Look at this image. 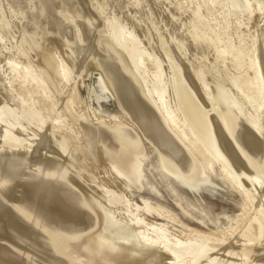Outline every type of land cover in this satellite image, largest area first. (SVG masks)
Wrapping results in <instances>:
<instances>
[{
    "label": "bare ground",
    "instance_id": "6f19581e",
    "mask_svg": "<svg viewBox=\"0 0 264 264\" xmlns=\"http://www.w3.org/2000/svg\"><path fill=\"white\" fill-rule=\"evenodd\" d=\"M6 1L9 4V2L12 1V0H6ZM23 1L24 0H22V2ZM61 1L62 0H45L44 9H43V6L41 4L43 10L42 9H41V11L39 10L42 13L37 12V13H40L41 16L37 14V16H32V18H31V16L28 15V12H26L27 15L30 16L31 20L33 19L31 27H34V28L32 29L30 27L33 33L36 32L35 30H37V32H39L38 30H41V31L43 30L44 31L43 27L46 24L51 23L49 20H47V22L49 21L48 23L44 20V18L45 19H47V18L43 17V14H44L43 11L46 12V10L47 11L48 10H50V11L51 10H53V11L56 10L57 9L56 7H58V5H60V3H62ZM66 1H68L67 4L69 5V7L68 6L67 7L69 8V12L65 10L68 13L67 14L64 13V14H66L65 16L61 15L62 18L60 17L59 21H57L59 26L61 24V27H62V24H67L68 23L67 21L71 20V18H72V17L70 18L69 16H70V14L72 12V6L74 4V2H73L74 0L73 1L72 0H66ZM82 1H84V0H82ZM85 1H87V0H85ZM105 1H104V3H105ZM171 1L173 2L175 0H130L129 4H131V2H132L131 8L133 10L131 12L134 11L135 13H138L140 11V9L142 7H144V6L151 7L153 5L155 6L157 3L160 4V2L163 4V2L170 3ZM176 1H179V3L176 2ZM176 1H175L176 3L173 2L174 4L173 3L172 4L176 5V7H175L176 11L175 12L177 13V17H178V15H179V17L180 16L186 17L187 16L186 13H189L188 11L191 8L190 6L192 5V4L190 5V1L191 0H176ZM227 1H228V5H227L228 8H227V10H224V11H228V15H231V14H232V16H234V15L235 16L236 15H244V14L245 15H250L252 13V10H253V7H254V3L249 2V0H227ZM227 1H225V3H227ZM4 2H5V0H4ZM36 2H42V0H25L24 3L22 4V6L19 5L20 7H17L18 6L17 5L16 6L17 9L14 8V11L13 10L9 11V13H11L10 16L7 15L9 13L5 14V16L6 15L9 16V17H6V18H8V21L5 18V16L3 15L4 20L0 19V32H3L4 30H9L13 26H16L18 23H20V22L23 23L24 20L28 21L30 18L27 20V17H25L27 15L24 14V12H25V10L27 8H29L28 10H30V8L33 7L34 3H36ZM102 2H103V0H102ZM118 2L119 3H124V2H127V1L126 0H119ZM118 2L116 4V6H119V8H120V5L118 4ZM201 2H203V1H201ZM221 2H223V1H221ZM216 3H218V2H216ZM3 4L0 3V14L1 13H3V14L5 13L6 6L8 5V4H6V5L5 4L3 5ZM89 4H90V1H89ZM212 4H215L214 1H212V3H210V5H212ZM61 5H63V4H61ZM173 5H172V8H174ZM218 5H219V3H218ZM4 6H5V9H3ZM41 6H40V8H41ZM96 6H97V4H96ZM129 6L130 5H128V7ZM197 6H198V4H197ZM255 6H257V5L255 4ZM65 7H66V4H65ZM12 8H10V9H12ZM88 8H90V7H88ZM98 8H100V7L98 6ZM102 8L104 9V7H102ZM210 8L211 7H209L208 10H211ZM213 8H215V7H213ZM38 9H39V7H38ZM97 9H96V12H97ZM152 9H154V8H152ZM121 10H120V12H121ZM199 10H201V9H197V11L196 10L194 11L196 15H194V16L192 15V17H194L193 22H192V24L190 26L188 25L189 27L188 26L186 27L187 29H185L186 31H185L184 35L189 37L190 42L193 44V48H197V46L195 47V45L199 44V46L202 47L203 50L212 51L211 54L214 53L213 55H214L215 58H212V59L216 63L212 61V65H213V63H215L216 65H220L221 64L220 66L225 64L224 65V66H226L225 68H224V66L221 67L223 72L224 73H228V72H230L229 70L232 71V69L236 70V72L240 71L239 75H238V73H236L234 71L238 75V77L235 74V76L233 75L234 77L230 76V78L233 77L232 78L233 80L232 79L229 80V78L227 76L230 73L227 75V74H224L222 71H221L222 75H219V74L215 75L221 70L220 69L217 72V67H216V72L217 73H215V74L211 73V71H213L215 68L213 69V68L210 67L211 69H213L210 72H209L210 69L209 70L205 69L206 74L204 73L202 68H199V70L200 69H202V70H200L201 72L198 71V73L200 72L201 74H203V78H204L205 75L206 76L207 75L208 76L209 75H213V76L216 77V78L213 77L214 79H216V81L214 83V87H213L214 91H213V93L210 90V92L213 94V95H211L210 92H208V91L206 92L205 91V90H208V89L204 90V88H206V86H207L205 84V82H202L199 78H197V73H196L197 72V70H196L197 69L196 68L197 67L196 66L197 63L196 64L194 63L195 67L190 65V66L193 67L191 69V72L189 71L191 73V74H189V76L192 77V79L190 78L192 80L190 82H192V83L190 85H188L186 83L187 81L185 80V78L182 77L183 74L180 73L181 71L180 70H179L180 72L176 71L179 68H176L177 66L175 67L173 64H171V63H173V62H171V63L169 62L171 60H167V59H171L172 56L171 57L169 56L170 58H167V59L165 57H163L164 59L167 60V62H166V60H163V61H165V64H167L169 62L167 64L168 67L166 66L165 69L167 71L170 70V74L171 75H169V71L167 73L168 74L167 76L164 75L166 73L163 74L162 71L167 72L163 68V67H165V64L163 63L164 64V66H163L162 62L160 63V61H162V59L159 60V57H158L159 61H157L155 59H154L155 61H153V62H156V65H155V63H153L154 67H155V70H154V73L151 74V76L153 75L152 78L146 77V75L144 74L145 65H147L146 63L148 61L152 62V60H151V58H153L151 56L152 54L147 55V57H146L145 54H143L144 51H141V49H139L138 45H136L137 43H135L136 40H135L134 36L132 35L133 38L130 36L129 33L131 31L130 32L128 31L129 33L127 32L129 35L127 33H124L123 25H122L121 26L122 28L121 27H119V28L117 27L120 32L119 31L116 32L117 28L115 26H117V23L115 22L116 23V24L114 23L115 25L112 23L115 20H110V21L108 20L107 22H111L112 24L109 23V25H108L105 22V24L108 25V27H106V25H105L104 29H105V27H106V29L104 30L102 28V30H104V31H102V33L100 34L101 31L99 30V32H97V34L99 33L98 36L102 35V36H100L101 39H99V40H101V42L99 41V43H103L102 41H105L104 44L107 42L109 47H110V49L108 50L107 49L108 46L105 45V47L107 49L105 52L106 53L108 51H110V52H108L107 54H104L102 52V50H101V52L98 50L101 53V54H99L98 58H95V59L93 58L94 60H92V58L88 57L89 59L86 60V62L84 61L85 62L84 77H88V76H90L91 74H93L95 72L99 73L97 75V79L95 81L94 88H87L86 89V96H87V98L89 100H91L93 103H95L97 105H99V103L101 101L103 102V100H106V99L111 100L112 97L115 96V93H113L114 92L113 91V87L116 88L117 84H119L118 83L119 81L118 82L115 81V82H117V84L114 83V79L116 78V75L119 76L121 74L123 75V79H125V81L127 80V82H128V85H127V83L122 79V76H121V79L119 78L120 80L125 82L124 83L125 87H126V85L128 86V87H126L127 88V91H126L127 93H128V89H133L132 87L135 88L136 85L138 86V87L136 86L137 87L136 89H139V90L136 91V92H137V94H139L138 95L139 98L135 94L137 96L136 97V101H137L138 105L136 106V104H135L134 106H132V104H134V103H132L130 105L132 108H130V109H128L129 105L126 107V104H125L126 102L125 101L127 100V102H128L127 104H129V103L132 102V100L129 98V96L127 97L128 99L127 98L126 99L123 98L121 93H124L125 89H123L122 86H121L120 90L122 89V91L120 92V90H119L120 84H119V87L117 86L118 87L117 90L119 91L118 93L121 95L123 100H125L124 101L125 103L123 102V105L125 104L124 105L125 107L124 106L123 107L127 108L128 110H130L129 111V115H130L131 109L134 110L135 107L140 110V112L138 111V113H139L138 119L136 118L137 120L136 119L132 120V119H129V117H130L129 116L128 117L129 121L131 120L133 122H131V121L130 122L134 123L135 120H136L135 124H137L138 120H139V122L142 124V126L144 127V130H145V133H143L144 131L142 130L143 135L146 134V131H149L148 132L149 133L148 136H149V140L151 139L150 142L152 141V143L154 142L156 144L158 143L159 145L161 144L160 147H162V150L159 149V150H161V152L158 150L161 153V154L158 153V154H160V157L171 156L169 158L172 159V157L175 158V156H176V158H178V157L180 158V156H181L183 158L182 161L179 158H178V160L175 159L176 163H177V164L174 163L175 165L171 164V165L167 166L166 164H168V163H166V164L163 163L165 165V167L162 164L161 160H160L161 162L160 161H155V163L153 165V169H152L153 183L148 188V190L150 192H154V193L157 194L158 191H159L157 189V187L161 186L163 189L166 190V192L169 195H171V198L174 200V202L176 204H178L180 206V208L182 209L184 214L194 218L199 223H205L206 221L211 223V225L214 227L216 233L223 234V237H224V238L222 237L223 241H218L217 240L218 243L219 244H220V242L222 244L226 243L225 244L226 246L225 245H223V246L224 247H229L231 249V250L229 249L230 251L227 249L228 252L225 249L226 250V254L224 253V255H222V256H227L228 257L227 253H229L230 257L232 258L231 261H234V262H236V264H238V262H240V261H235L237 259L233 260L234 259L233 256H235V254H237V255L238 254H241V255L250 254L252 252V249H250L251 246H254L256 243L258 244V242L264 241V234H263L264 232L262 231L264 229V227H263L264 226V154H262V153H264V129L262 128V123L264 122L263 121V119H264L263 118L264 117V108L262 106V105H264V94L260 91L261 90L260 89V84H261L260 82L261 81H260V77L258 75V69L259 68H257L255 60H253L254 63L253 62H248L247 58H249V54L251 56V53H249V50L248 49L247 50L244 49L245 51H248V52L240 51V52H243L244 54H246V58L245 59H246L247 65L245 64V62H243L245 60L243 57H242V60H241L243 65H245L244 68L242 67L243 65L242 66L239 65V63L237 62V60L242 56V53H241V55L239 53L238 56H240V57L239 58L237 57V59H236V57H234L232 59H230L229 57H226V56L231 54V51H232L233 46H234L233 44H235V43H233L231 41L232 38L231 39L228 38L230 40L226 41V39H221V37H223V36L220 37V36L216 35V33H217L216 31H218L220 29L218 27L219 24H217L218 22L215 23L214 21H213L214 23L210 22V20H209V29L207 31L208 32L207 35L201 36V34H200L201 21H202V17H203L201 15H203V13H202V11L200 12ZM202 10H204V9L202 8ZM257 10H259V8ZM100 11H102V9H100L98 11L101 14ZM103 12H105V11H103ZM117 12H118V10H117ZM192 12H193V9H192V11L190 10V17H191V13ZM32 13H33V11H32ZM198 13H200V14H198ZM213 13H216V12H213ZM222 13H223V11L220 13V15ZM79 14H81V13H78V11H77L76 20H74L75 23H74V21L71 22L73 20L72 19L71 21H69V24H70V22H71V24L72 23L77 24L76 22H78V20H79L78 18L81 17ZM100 14H98V15H100ZM108 14H107V16H108ZM114 14H112L113 17H114ZM128 14H130V13H128ZM85 15L83 17H85ZM98 15H97V17H98ZM133 15H136V14H133ZM184 15H186V16H184ZM136 16H134L135 19H138L139 17L137 18ZM188 16H189V14H188ZM214 16L216 17V15H214ZM227 16H225L226 18L224 20L228 21ZM10 17H12V18H10ZM68 17L70 18L69 20H68ZM149 17H150V15H149ZM192 17H191V19H192ZM1 18H2V16H1ZM73 18H75V17H73ZM205 18H206V22H207V18L208 17H205ZM205 18H204V20H205ZM233 18H235V17H233ZM236 18H238V17H236ZM96 20H98V19H96ZM160 20H162V19H160ZM30 21H28V22H30ZM82 21H84V19ZM117 21H118V19H117ZM164 21H166V20H164ZM227 21L222 22L223 25L221 24V27L224 26V29L227 26L226 25L228 23ZM55 22H53V24ZM88 22L84 21L82 23H85V24L87 23L88 27H89V23ZM119 22H121V21H119ZM137 22H139V21L137 20ZM154 22H152L151 24H153ZM78 23H79V25L81 24L80 21ZM139 23L141 24V22H139ZM69 24H67V25H69ZM73 25H71L73 28L71 26H69V27H71L74 30L75 29L74 27L76 25L75 26H73ZM46 27H47V25H46ZM66 28H67V26H66ZM71 28H69V29H71ZM84 28H86V27H84ZM88 29H90V28H88ZM127 29H128V27H127ZM12 30H13V28H12ZM205 30H206V28H205ZM121 31H123V32H121ZM32 32H30V33L28 32V35L26 34L27 38H25L26 39L25 41H26L27 44H28V41L30 42L32 40V38H31V36L33 37V34H31ZM162 32H163V30H162ZM225 32H227V31H225ZM39 33H35V34H39ZM134 33H136V32H134ZM139 33H138V35H139ZM29 34H31V36ZM152 34H154V33H152ZM23 35H24V33H23ZM159 35H160V33H159ZM181 35H182V33H181ZM202 35H203V32H202ZM98 36L96 35L95 38L97 39ZM167 36H168V34H167ZM227 36L229 37V35H227ZM46 37L48 39L49 35H46ZM46 37L44 36L43 38H45V40H46ZM154 37H156V36H154ZM224 37H225V34H224ZM30 38H31V40H30ZM51 39H52V37L50 36V38L48 39V42H46L45 44L48 43L47 45H49L50 42L52 41ZM159 39L163 40L164 38L162 39V36H161V38L159 37ZM183 39H184V37H183ZM245 39H244V41H246ZM261 39H262V37H261ZM45 40H44V42H45ZM49 40H51V41L49 42ZM55 40H56L57 43L59 42V41H57V39H55ZM176 40H178V39H176ZM224 40L226 42H224ZM241 40H242V37H241ZM21 41L23 43H21L20 46H17L18 45L17 44L16 48H19V47L22 48L24 46L25 41H23V40H21ZM96 41H98V40H96ZM160 41H158V42H160ZM164 41H165V39L163 40L162 45H164ZM244 41H243V43H244ZM44 42H42V43H44ZM64 42H65V40L62 41L63 44H64ZM141 42H140V44H141ZM154 42L152 41L153 44H155ZM221 42H224L225 44L224 43L223 44L226 45V46H224V45L222 46ZM51 43H53V42H51ZM174 43L172 42L171 45L174 46ZM258 43H259V41H258ZM94 44H93V46L97 45V44H95V45ZM104 44L103 45L100 44V45H102L103 49L105 48ZM167 44H165V45H167ZM178 44L181 45L179 42H178ZM178 44H176V45L179 46ZM192 44L190 46H192ZM219 44L223 48L224 47L225 48L224 49H221L222 47L218 48ZM59 45H58L59 46L58 48H60L62 44L59 43ZM157 45H158V43H157ZM169 45H170V43H169ZM169 45H167V46L169 47ZM250 45H252V43ZM28 46H30V44L27 45V47ZM53 46L54 45H52V49L55 50L54 49L55 47L53 48ZM64 46H65V44H64ZM64 46H63V49H65ZM88 46L93 47L92 43H91V45H88ZM160 46H161V44H160ZM177 46H174L175 50H176ZM235 46H237V43L235 44ZM244 46H246V45H244ZM24 47L26 48V44H25ZM39 47L41 48V50L45 49L42 54H40L42 51L40 53H37V52H39L38 49L40 50ZM39 47L35 49L37 52H34V54L35 53L37 55L40 54V55H38L39 57L35 54L36 57L34 58V60L36 58L38 60V61L35 60V61H37L35 63L36 66L34 65V63H32L33 60L31 61V64L34 67H32L30 62L29 63L28 62L27 63L24 62L25 64H23L21 67H19L18 65L16 66V64L14 65V64H12L10 62L11 64L8 65L9 67H7V69H9V70L5 69V71L7 70L9 72V74H7L8 77L4 76V77L7 78L5 80L6 83L7 84H12V83H15V82H19L18 84H19L20 88L23 89L24 92L29 93V96H28L29 99H27V100L26 99H24V100H22V99L13 100V103L11 102L12 104L9 103V104L13 105L14 102H15V104L18 107V109H16L17 107L16 108L14 107L15 110H11V108H12L11 107V108H9L10 109L9 110L8 107H6L7 105L5 107H3V108H6L8 110H2L3 108L0 109V162H2L3 160L5 161V160L10 159V160H15L16 162L20 161V163H21V162H24L25 160L28 161L29 160L28 158L30 156L32 157V154H34L36 152V150L38 151L37 154L39 153V149L41 150V152H42V150L44 151V147L46 149V145L45 144H44L45 146L42 147L43 149H41V148H39V149L35 148L34 149L33 146H34L35 141L38 138H43V140H44L46 138V135H47V134H45V131L49 130L48 133L51 131L52 134H50V137H48V140L45 139L47 141L46 142L47 143V150L50 152V153L48 152V154H53L54 156L57 157V159L55 157H53L54 158L53 159L52 158L53 155H48L47 152L45 153V151H44V152L39 154V160H40L39 164H38V166H40L39 168L43 169L44 171L46 170V172L48 171L49 168H53L52 170L49 169V171H48L51 174H52L54 169L56 171L57 170H59V171L61 170V172L63 170V172L65 171L64 173L66 175H68V176L63 175V173L60 176L63 175L65 177H69L68 180L69 179L72 180L74 178H77V175L75 177V174H77L78 172L76 173L75 168H69V161H70V157H71L70 154H71V152H73L74 150L76 151L77 149H78V152H79L80 148L83 149V148H85L87 146V140H86L87 136H86V138H84L85 141H86V146H82L83 148L81 147L80 142L83 143L85 141H79V138L78 139L74 138L75 140H73L72 144H69L67 142L64 143L65 140L62 141V138H64V137L62 136L63 133H61V132L65 131L67 133L66 130H68V132H69V129L71 127L67 128L66 126L63 127L64 126L63 125L62 126L63 128H61V125L64 124L63 123L64 120L66 119V117H68L69 121H71L72 123L74 122L73 125L76 124L75 122H77V123L79 122V125L81 124L83 126V127L81 126L82 128L79 129L78 131L86 128L87 126L89 127V128H86L88 130V133H90V131H89V130H91L90 127L95 130V132H94V130L91 131V132H93V133H91L92 136L89 134L88 138H89L90 142H88V143H90L92 145V149H93V146H96V149H95V151L93 153L92 152L91 153L88 152L89 153L88 155L85 152L86 153L85 155L87 156V158H89V155L93 154L92 155L93 156L92 160L94 159V161H96V164L98 163L96 171H97V169H99L100 164L102 165L101 167H103V164L108 162L109 165H110V173L111 174L114 173L115 178L122 180L126 187L134 188L136 190H140V189L145 188V186H144L145 175L144 174H145L146 169H148V157H147V155H148V153H151V152H149L150 148L148 150V148H146V146H145V148H146L145 150L141 149L143 146L141 148H139L141 146V144H143V142L141 143V140L138 139V137L140 135L137 136L138 134H136L137 132H136L135 129H137L138 127L135 128V129L131 128L130 131H132V129H134L133 133L135 131V134H133L130 131H128L130 129V126L128 125L129 126V127L127 126L128 129H126L127 132H128V134H127V132L125 131L124 128H126V124L129 121L124 123L123 120H122L121 122H123L124 124L123 123H117L118 121L112 122L109 126H106V127L103 126L102 124H99L100 126L96 125V123H98V122L95 121L94 119H92L90 116H88L87 113H85V114L83 113L84 115H79V116L75 115L65 102H64L65 105H63V106L61 105V107H62L61 111L63 110L62 114L65 117L61 116L62 114H60L61 112H59L60 117H63V119L65 118L63 120V122H59L60 118H59L58 115H56L58 118L55 117V119H53L54 121L51 119V121H50L51 123L48 121L49 119L47 120L50 124L46 121V118H43L42 116H40L39 108L37 107L39 104L37 105V103H38V99H40L44 95L45 90L47 88H51L52 93L57 98H60V97L64 98V96H62V95L67 90L69 84H71L70 83L71 79H72V76H71L72 71L71 70L73 68V67H71L72 66L71 64L73 62L70 61L71 59L69 60L70 63L68 61H66L68 59L64 55V52L60 53V54L61 55L63 54V56L66 58V60L63 61L65 58H63V60L61 59L62 61L59 60L54 54V52H56V50L53 52L52 49H51V46H48L49 48L48 47L46 48L43 45H41ZM71 47H72V45H71ZM241 47H242V45H241ZM263 47H264V45H263ZM30 48H31V46H30ZM100 48H101V46L99 47V49ZM160 48H161L162 51H160ZM160 48H159V45H158L157 49H159V51L161 52L160 54H164L165 55V53H166V55H167L168 51L164 53V51H166L165 50L166 48L164 49V46H163V48L162 47H160ZM170 48H171V46H170ZM235 48H237V47H235ZM63 49H61V51ZM68 49H69V46H68ZM92 49L90 48L91 51H92ZM111 49H112V52H111ZM163 49H164V51H163ZM180 49H181V46H180ZM237 49H240V47L237 48ZM18 50H16V53H18V54H19V52H20V54L26 53L25 52L26 50L24 51V53H22L23 50H21V51H18ZM251 50H252V47L250 49V52H251ZM63 51H65V50H63ZM93 51H95V49ZM179 51L180 50H178V52H177L178 54L181 53ZM200 51H202V50H200ZM66 52H68V51H66ZM202 52L204 53V51H202ZM197 53H199V52H197ZM34 54H31V55L34 56ZM146 54H147V52H146ZM66 55H68V53ZM116 55H117V57H115ZM97 56H98V54H97ZM148 56L150 57V59L148 58ZM167 57H168V55H167ZM12 58H14V57H12ZM18 58H20V57H18ZM68 58H70V55H69ZM227 58H229L228 60H230V61H228ZM253 58H255V57H253ZM262 58H264V57H262ZM95 60H98L97 61V64H98L97 66H96V63L95 64L93 63V61H95ZM181 60H183V59H181ZM200 60H201V57H200ZM224 60L228 61L227 65H226L227 62L223 63ZM251 60H252V57H251ZM257 60H259V59H257ZM157 62L162 64V65L157 64ZM202 64H203V61H202V63L200 62V65H202ZM215 64H214V67L216 66ZM98 66L103 67V69L105 68L104 70H107V71L104 72L105 75L107 74V76H105L104 73H102L104 70L102 68L98 67ZM184 66L186 67V65H184ZM210 66H211V64H210ZM161 67H162L163 70L161 69ZM205 67H207V66L205 65ZM261 68H262V66H261ZM36 69H37V71H36ZM83 69H84V67H83ZM98 69L103 70V71L101 72L99 70L100 72H98ZM182 69L183 68H181V70ZM148 70H150V69H148ZM247 71H249V73L252 76V77L251 76L247 77L248 76L247 75L246 77L248 79H246L244 77V75H245L244 73L247 72ZM6 72L4 73L5 75H6ZM115 72L119 73V74L114 75ZM151 72H152V70H151ZM221 72H220V74H221ZM114 76H115V78H114ZM165 77H168V78H165ZM119 79H116V80H119ZM209 79H210V77H209ZM207 81H209V80H207ZM210 82H212V79H210ZM114 84H116V85L114 86ZM122 84H123V82H122ZM204 84H205V87H204ZM191 85L195 86L196 89H198V91H199L200 95L202 96V98L204 99V101L207 102L206 104L208 106H206V108H209V110H207L205 107H203V105H202L203 103L201 102L202 99L199 100L198 99L199 96L197 98V96H196L197 93L196 94L194 93V90H192L193 86L191 87ZM225 85H228V90H230V89L232 90L233 89V90L236 91L234 93V95H233V92H231V90H230V92L232 94L230 93L231 95H228L227 90L224 88ZM123 87H124V85H123ZM12 89H13V87H12ZM169 89L171 90V92H169ZM250 89H254V90L257 89L256 91L253 90V93L255 92L253 96L252 95L250 96V94H248V90L250 91ZM129 92L131 93L132 91H129ZM134 92L132 93L133 95H134ZM250 92H252V91H250ZM171 93H172L171 96H173V101L175 103V104H172V105L170 103L172 101V99L171 100L169 99V96H170ZM118 95H116L114 98L115 99H116V97L120 98V96H118ZM122 98H120V99H122ZM118 99H117V101L115 100V102L119 103L120 99L119 100ZM128 100H130V102ZM57 101H59V100H57ZM60 101H61V99H60ZM136 101H135V103H136ZM120 102H122V100H120ZM169 103H170L171 107L169 106ZM0 104H1L0 106L3 105L1 103V101H0ZM6 104H8V102ZM119 104H118V106H119ZM11 105H9V107ZM174 105H176V108H175ZM172 106H174V108H173L174 111L172 110ZM52 107H53V105L51 106V108ZM61 107L59 106V107H57V109L61 108ZM14 108H12V109H14ZM128 110H127V112H128ZM219 110L221 112L224 111L223 113H225V114H223V115L220 114ZM47 111H48V109H47ZM134 111H136V110H134ZM49 112H51V110ZM136 112H133V113H136ZM45 113H48V112H45ZM46 116H48V114ZM132 116H135V115H132ZM235 117L240 119L238 123L234 122L235 120L238 121V119H236ZM124 118H126V117L124 116ZM61 119H60V121H61ZM68 119H66V120H68ZM69 121H67V122L65 121L66 122L65 125ZM71 122L69 124H72ZM60 123H62V124H60ZM131 123H130V125H131ZM214 123L215 124L219 123V125H221V128L220 127L219 128L223 131V132L221 131V133H223L224 136L226 134V136L223 138V141H221V143H218L219 140L216 141L217 137H219V136L215 137V135H217L216 133L214 135V132L216 131L215 130L213 132V130H214L213 129V124ZM79 125H78V128H80ZM138 125L140 126L139 123H138ZM67 126H70V125H67ZM74 126H76V125H74ZM263 126H264V124H263ZM217 127L215 126L214 128H217ZM64 128H65V130H62ZM74 129L75 128H73L71 130L74 131ZM87 130L85 132H87ZM138 130H140V129H137V131ZM218 131H219V129L216 132H218ZM224 131H226V133H224ZM251 131H253V132L255 131V133H257L256 134L257 135V138H256L257 140L255 141L256 142L255 145H257V148H256L257 151H255V152L259 155V158L257 160L250 158V156L245 157L243 155V150L241 148V146L244 143H246V144L249 143L250 145H252V143H251V141L249 139L250 134L252 133ZM55 133H58L59 135L62 134L61 135L62 137L58 135L59 136L58 138L61 137V141H62L61 143H57V139H55V135H53ZM75 133H74V136H76ZM139 133L141 134V130L139 131ZM82 135H83V133H82ZM44 136H45V138H44ZM47 136H49V135H47ZM77 136H79V135H77ZM84 136H81L80 140H82V138ZM148 136H147V138H148ZM67 140L69 141V139H67ZM43 142H45V141H43ZM36 144H38V143H36ZM83 144H85V143H83ZM91 145H89V146H91ZM159 145H158V148H159ZM255 145H253V146H255ZM11 146H13V147H11ZM150 146L153 147V145H150ZM247 147H248V144H247ZM104 148H105V150H104ZM111 151H113L115 154H112ZM162 151L165 152V156H164V153H162ZM80 152H82V151H80ZM176 153H179L181 155L177 156V155H175ZM82 154H84V153L82 152ZM162 154H163V156H161ZM254 155L255 154L253 152V158H254ZM36 156H34V157H36ZM91 157H90V160H91ZM174 158L172 160H174ZM36 159H38V157ZM161 159H163V158H161ZM82 160L86 161L85 158L82 159ZM90 160H89V163L91 162ZM167 160L168 159H166V161ZM15 161H13V162L15 163ZM27 161L25 163H27ZM177 161H179V162H177ZM232 161L237 166L242 164V165H244V167L246 166V167H249L250 169H252L253 175H252V178H251L250 182H251L252 188L253 187L257 188V192H255V194L257 193V196H256L257 198L254 195L255 198H252V199H256V202L250 208L248 207L249 209H247V210L245 209V213L243 212V217H242L241 221L240 222L237 221L238 224L235 225V228H232V230L227 231V233H224L225 231L223 232L222 227L227 226L228 222L231 221V219L225 218V222H222V221H219V220H216V219H213V218L211 219V217H210L211 213L209 212V210L207 208H204L202 205H196L198 202L196 204H194L191 201H189L187 199L186 194L184 193V189H185V191H188L189 193H191L193 195L194 194H199L203 190L204 191H209L211 189V186H212L209 179L211 177H213V178L219 180L226 188H228L230 191H232L233 193H235L237 195L238 201L236 202V206L240 207V205H241L240 203L245 201V198H247V195H249V194H248V191L245 190V188L242 187V185H240L241 174H239V173L237 174V172L232 170V167H231V164L233 163ZM7 162H9V161H7ZM13 162H11L10 164H13ZM3 163L4 162H2V164L0 163L1 166H3ZM36 163H37V160L35 161L34 165H36ZM4 164H6V161H5ZM8 164H6V165L8 166ZM16 164H18V163H16ZM22 164H24V163H22ZM19 165H17V166L13 165L15 168L11 167L12 168L11 170L13 171L12 173H14L16 167L18 169ZM90 165H91V163H90ZM104 165H106V164H104ZM4 166L2 167L1 170L4 169ZM7 166H5V167L8 169ZM20 166L24 167V165H20ZM106 166L108 167V165H106ZM106 166H104V167H106ZM35 167H33V169L35 168L34 171L38 169L37 166H35ZM46 167L48 169H44ZM9 168H10V165H9ZM237 168H239V166ZM23 169L24 168H22V170H21V174L19 173L20 175H23L25 173L23 171ZM102 169H100V170L103 171ZM186 169H187V171H184ZM240 169H241V167H240ZM244 169L242 167L243 171H245ZM1 170H0V182H2V183H0V184H1L2 188L0 189V200H2L1 199V197H2L5 201H7V199H8L7 196L10 195V191H11L10 189L12 188V186H13V188H15V185H16L15 183L18 181L17 179H15V177L16 176H17V178H19V177H18V174L17 175L13 174V175H15V176H13L14 177L13 179H15V180H11L9 178H5L4 175H7V174H3V171H1ZM6 170H4V171L7 172ZM55 170H54V172H56ZM22 171H23V173H22ZM247 171H249V170L247 169ZM39 172H40V170L38 169L37 173H39ZM85 172H87V171H85ZM97 172H95V173H97ZM182 172L186 173L187 177L185 175H184L185 176L184 177L183 176L184 173H182ZM12 173L9 172V174H12ZM30 173H28V174H30ZM33 173H35V172H33ZM37 173L35 174L34 178H32L33 180L31 179V177L29 175L31 181H30V179H28L29 177H27L24 174L27 177V179L31 182V184L29 183L27 185L28 187L26 186L25 187L26 189H24L22 193H21V190H19L20 193H21V194H19L20 195V199L18 197L17 198H18V201H20V203L23 204V206L21 207L22 209L19 208V207H16V209H15V207H14V210L16 212H17V208H19L21 212L20 213H15L14 212V214L15 215L17 214V215L13 217V219L15 218V222H16V220L19 218L18 216H21V215L23 216V217L21 216L18 219V221H17V222H19L18 225H17L18 228H17L16 223L14 222V220H13V222L15 223V226H16V227L14 226L15 227L14 229H12L13 227H11V225L12 226L14 225L13 222L11 221V219H10V222L12 224H10V225L8 224L7 225V227L9 226L8 228L11 227L13 232H12L11 229H6V226L4 224L2 225L1 222H0V231H1L2 227H3L2 230L4 231V226H5V229L7 230V232H5V236H3V237H6V239H4L6 244L4 243V245H2V243L4 241L2 243L0 242L1 243L0 245H2V246H0V264H15V263L17 264V262H20V264H48L52 260V258L57 259L59 262L63 261L66 258L65 260L67 261L68 254H69V256L73 255V257L75 259V263L73 261V264H164L163 261H162V258L164 256V254H167V253L168 254L170 253L172 255L173 259L171 258V260L168 263H166V264H222L220 262L219 263L217 262V260L220 261L218 259V258H220L219 254L217 256L218 258H216L215 256H212V259H210V258H209V260L207 259L208 258L207 257L208 249L211 252V254H213L215 252V251L213 252V249L214 250H216V249L218 250V248H219V247H217L218 245L215 246V244H217V242L212 240L213 238H215L217 236H215L213 238H212V236L211 237L209 236L210 237L209 239L204 240L206 238V236H207L206 235L205 238L202 239L203 240L202 243H200V245H199V244H194L192 242V240H194L193 238H195V237L197 238V239L196 238L195 239L198 241V237H197L198 233L196 234V236L194 235V233H192L194 237H191L192 234H189V235H191L189 237H191L192 240L190 238L188 239V238L185 237L188 240H185V241L183 240L184 242H180V241L174 240L173 242L169 243L167 238H166V236H164V234H163L164 232L160 230L161 228L158 229V230L152 231L153 233L151 232L152 233L151 236H149L148 233H147V231L150 228L149 229L148 228L147 229H142V230L140 229V231L137 230L138 232L137 231L135 232L129 227L126 228L124 226V223L121 220H119L120 218L117 217L118 219L117 218H116L117 220L115 219L113 210L110 207H108V204L106 202L107 200H110L111 198L113 199V197L115 198V195L110 196V198H109L110 192H108V190H107L108 188L107 187H106V189L104 188L105 189L104 191L106 192V190H107V195H108L109 199L108 198H103L102 197L103 193L101 195L102 201L100 199L99 202L92 201V199H90L91 197L90 198L86 197L87 199H83L81 197L82 199H81V203H80L79 202V198L80 197L79 198L76 197L78 199L73 197L74 199H76L75 201H78V203L76 202L77 203L76 204L75 201H72V196L70 197L71 199L68 198L70 196V194H69L68 197L66 196L67 194L65 196H64V194H62V191H64L66 189V187L63 189L62 186H60V184L63 185V182L65 180V182H66V183H64V186H65V184H67V182H68L67 188L68 187L69 188L66 189L65 192L67 190L69 192L70 191L69 189L72 187V186L70 187V183H69L70 180L66 181V178H63V176H62V181H61L60 180L61 177L58 176L60 173L59 174L56 173L57 176L59 177L58 180L61 183L57 180V181H55V183H54L55 186L53 188L51 186H49L50 189L48 191H46V194H48L47 196L44 194L45 190L42 189L44 191V192H42L44 194V197H45L44 198L43 196H41L42 194L41 195L37 194V193H40V192H37V193L35 191L33 192L34 186L37 185V184H34V183L37 181L38 178H39V180L42 178V176H41L42 174L39 173L40 177H37L38 176ZM44 173H43V176H45ZM250 173H251V171H250ZM24 175L22 176L23 179H24ZM79 175L80 174H78V176ZM83 175L85 176V173ZM84 176L83 177L81 176L82 179L84 178ZM92 176H94V173H93ZM242 176H243V173H242ZM45 178H48V177H45ZM86 178H87V175L85 177V180H86ZM42 179L45 180L44 178H42ZM82 179L80 178L81 181H82ZM43 180H40V181L43 182ZM21 181L19 179V182H21ZM23 181H25V179ZM50 181H51V179H50ZM50 181L48 180L49 183H50ZM74 181H75V179L72 182L73 185L75 184ZM76 181H78V179H76ZM19 182H17V184H19ZM26 182H27V180H26ZM26 182H21V183L22 184L25 183V185H26ZM48 182H45L44 185H46V186H47V184L49 185ZM51 183H52V181H51ZM51 183H50V185H51ZM13 184H15V185H13ZM79 184H81V182ZM85 184L88 185L86 182H85ZM85 184L84 185L81 184V185H83L85 187ZM104 185H105V183H104ZM40 186H42V184ZM46 186L42 187V188H46L47 189L48 187H46ZM56 186L61 187L59 189H61L62 191L61 190H60L61 192L57 191L56 190ZM74 186L76 187V184ZM88 186H89L88 188H90V187L92 188L93 187L92 185L91 186L88 185ZM36 187H38V186H36ZM96 187H98V186H96ZM76 188H77L78 192L81 191L78 188V186ZM93 188H95V187H93ZM114 188H116L115 185H114ZM114 188H112V190ZM37 189L40 190V187L36 188L35 190L38 191ZM72 189L74 190V188H72ZM86 189H87V187H86ZM101 189H103V188L99 187V191H101ZM75 190H74V192H77ZM87 190H89V189H87ZM112 190L110 188V191H112ZM248 190H250V188ZM97 191H98V188H97ZM97 191H95V192L97 193ZM14 192H15V189L13 190V194H14ZM16 192H18V190ZM65 192H63V193H65ZM70 192H72V191H70ZM78 192H77L78 195L80 193H83L82 191L80 193H78ZM92 192L90 190V193H92ZM114 192H111V194L112 193L114 194ZM98 193H100V192H98ZM77 194H75V196ZM93 194L95 195V193H93ZM50 195L51 196L54 195V196H52V199L51 198L49 199ZM81 195H83V194H81ZM250 195H252V194L250 193ZM15 196H12V197H15ZM5 197H6V199H5ZM83 197H84V195H83ZM249 197L251 198V196H249ZM46 198H47V203L50 202L51 200H52V202L48 203L50 205H48L46 203V205L49 206L48 208L44 205L48 209V210L46 209L47 211H46V214H45V212H44L45 208L43 207V204H45ZM4 200H2L1 202L4 203L3 202ZM83 200H84V202H83ZM115 200H114V202H115ZM250 201L251 200H249V202ZM253 201H255V200H252V202ZM12 202L13 201L10 199V203H12ZM249 202H248V204H249ZM16 203H17V201H16ZM71 203H73L75 206H73V205L71 206ZM112 203L113 202H111L109 204H112ZM7 204H8V201H7ZM12 204H8V205H12ZM114 204L115 203H113V205ZM145 204H147V203H145ZM14 206H16V205H14ZM0 207H1V209H2V207L4 208V209H2L3 213L5 212L4 210L8 208V206H5V204H2V206H0ZM42 207L44 208V211H43ZM9 208L13 209L12 206L9 207ZM149 208L150 207H148V209L146 208L145 210H149ZM190 208L192 210H190ZM19 209H18V212H19ZM152 212H153V210H152ZM18 214H20V215H18ZM12 216H13V214H12ZM93 216H94V219L91 220V218H93ZM256 216H259V217L261 216L263 218L262 224L260 223L262 221V219H260V222H258V223H257L256 220H254ZM122 218L123 217H121V219ZM252 219L254 221H252ZM255 221H256L257 224L260 223L259 225L255 224V226L257 227V229L255 231V234L253 236H251V237L244 238L243 236H245V235H243V231L247 228L246 226L248 225V227H249L251 225L250 223L251 222L255 223ZM132 222H134V221H132ZM129 223H130V221H129ZM135 223H136V221H135ZM19 224L21 225V227H19L20 226ZM37 224H40L41 226H42V224L45 225L44 228H46V227H47L46 229L49 228V231L51 229L54 230V227H55V229H56V227H60L61 231L58 228V231L60 233L57 230H54V233H55V231H57L56 233H58L56 235H59V234L60 235L57 236V237H56V235H54V236L57 238L56 240H59L58 237L59 238L65 237L67 239V241H68L67 243H65V244L61 243V244L65 245L64 248L62 247L63 249L61 248L62 250H60L59 243L56 244L55 242H52L51 243L52 245H50L49 248H46V249H48L47 250L48 252L44 253L43 252L44 250L43 251L34 250L35 252H33V250L30 248L31 247V242H30L29 239H27L28 237H26V235H27V233H26V235H25L26 238L23 237V236L21 237V235H20L21 238L19 237L18 245L15 244V246H14L15 248L17 246V249H14V248H12L10 246L11 249L8 250V248H9L8 245H11L10 243H12V245H14L13 242L17 241V239H18V236H17L16 240H15L16 237L13 238V236H12V233H14L15 229H18L20 231L19 228H23L21 230L28 231V234L30 233L29 237H32L31 234H33V237H34V234L37 233V235H38L37 231H39V230H37L35 228V227H37V226H35ZM1 225H2V227H1ZM84 226H86L85 227L86 229L84 228ZM90 226H94L93 231L90 234L85 235L86 234L85 232L88 231L87 228L90 227ZM33 228H35L37 230V231H35L36 233L34 232ZM38 229H40V228L38 227ZM249 230H250V228L248 229V231ZM25 231H21V232L23 233ZM250 231H252V230H250ZM1 234H2V232H0V236H1ZM44 234H45V232H44ZM52 235L53 234H51L50 236H52ZM214 235H215V233H214ZM65 238H63V239H65ZM63 239H60V240H63ZM219 239L222 240L221 238H219ZM53 240L55 241V239H52L51 241H53ZM17 242H15V243H17ZM59 242H61V241H59ZM64 242H66V241L64 240ZM212 242L215 243V244H212L211 246L214 245L216 247V249L214 248V246H213L212 249L209 247L208 244L212 243ZM42 243H44V242H42ZM57 245H59V246L57 247ZM258 245H260V244H258ZM29 249L32 250L33 255L31 254L32 257H30L28 259L29 261L28 260L26 261V259H27V257H25V256H27L26 252H28ZM221 250L222 249H220V251ZM14 251H16V252H14ZM259 251H261V250H259ZM262 251H261V253L260 252H257V253L256 252H252L253 253L252 254V256H253L252 258H255L256 260L264 258V252L262 254ZM222 252H225V251H222ZM215 253H217V252H215ZM215 253H214V255H217ZM22 255H25L24 258H23ZM70 257L68 258V260L72 259V258L70 259ZM227 257L226 258L224 257V259H227ZM13 258H15L17 261L14 260ZM246 258H244L245 260L243 259V261L241 259L240 263H242V264L247 263L248 264V262H246V261H249L250 259L247 258L249 260H246ZM255 259H253V260L255 261ZM261 260H263V259H261ZM66 261H64V262L66 263ZM64 262H62V263H64ZM227 262H225L224 264H234L233 262H230V261L228 263ZM260 262L262 263V261H260ZM260 262L255 261V263H257V264L258 263L260 264ZM255 263H253V264H255ZM50 264H52V263H50ZM55 264H58V262L55 263ZM263 264H264V262H263Z\"/></svg>",
    "mask_w": 264,
    "mask_h": 264
},
{
    "label": "rangeland",
    "instance_id": "374dc122",
    "mask_svg": "<svg viewBox=\"0 0 264 264\" xmlns=\"http://www.w3.org/2000/svg\"><path fill=\"white\" fill-rule=\"evenodd\" d=\"M17 1V2H16ZM25 1V0H24ZM24 1L22 2V0H12V1H10L9 2V4H8V2L5 0V2H4V0L2 1V0H0V3L1 4H8L7 6H6V9H5V6H4V8L3 9H5V13L3 14V13H1L0 15L2 16V18H1V16H0V19L1 20H4V17H3V15L5 16V14L6 13H9V11L10 10H13L14 11V8H16L17 9V7H20V6H22V4L24 3ZM64 1V2H63ZM73 1V0H72ZM80 1V2H79ZM89 1H90V4H89ZM101 3H100V2ZM104 1L105 0H103V2H102V0H87V1H82V0H74L73 2H74V4H73V6H72V12H71V14H70V18H71V20H69L70 18L68 17V20L69 21H71V22H73L74 20H76V13H77V11H78V13H81V14H79L81 17L80 18H78L79 20H78V22L80 21V23L82 24H80L79 25V23L78 22H76L77 24H74L75 23V21H74V23H72L71 24V22H70V24L71 25H73V26H75L74 28V30L72 29L73 27L69 24V21H67L68 23L67 24H69V25H67V24H62V27H61V24H60V26H59V24H58V22L57 21H59V19H60V17H61V15H63V16H65L68 12H69V5L67 4V2L68 1H66V0H62L61 2L62 3H60V5H58V7H56L55 9L56 10H46V12L45 11H43V17H46L47 19H45L44 18V20L47 22V20H49L51 23H48V24H46L47 25V27H46V25L43 27L44 28V31L42 30H38L39 32H37V30H35L34 32L35 33H39V34H35V33H33L32 32V30H31V28L33 29L34 27H31L32 26V21H33V19L31 20V18H32V16H37V14L38 15H40L41 16V14L40 13H42V12H40L41 11V9H42V6H43V9H44V5H45V0H42V2H36V3H34V5H33V7H31L30 8V10H28L29 8H27L26 10H25V12H24V14H26L27 15V13L26 12H28V15H30L31 16V18H30V16H25V17H27V20L28 21H30V22H28V21H26V20H24L23 21V23H18L16 26H13L12 28H13V30H12V28L11 29H9V30H2L3 32H0V101H1V103L3 104L2 106H0L1 108L0 109H2L3 107H5L6 105V107H8V109L9 108H16L17 107V105L15 104V102H14V104L13 105H11L12 103H13V100H20V99H22V100H24V99H29V93H27V92H24L23 91V89H21L20 88V86H19V82H15V83H12V84H7L6 83V77H8L7 76V74H9V72L7 71V70H9V69H7V67H9L8 65H10L11 63L12 64H16V66L18 65L19 67H21L23 64H25V63H29L30 62V64H31V61H32V63H34V65L36 66V62L38 61L37 60V58L35 59V60H37V61H35L34 60V58L36 57V55L34 54V52H37L35 49L36 48H38L39 46H41V45H43V46H45L46 48L48 47V46H51V49H52V45H54L53 46V48L56 50V52H54L55 50H53L52 49V51L54 52V54H55V56L59 59V60H63V58H65L64 56H63V54L61 55L60 53H63L64 52V55L66 56V58L68 59V60H66V58L63 60V61H68L69 63H70V61H72L73 63L71 64L72 66L71 67H73L72 68V73H71V76H72V79H71V84H69V86H68V88H67V90L63 93V95L62 96H64V98L63 97H60V98H57L53 93H52V90H51V88H47L46 90H45V93H44V95L47 97H45L44 95L40 98V99H38V103H37V107L39 108V114H40V116H42L43 118H46V121L48 120L49 122L51 121V119L53 120V119H55V117H57L56 115H58L59 116V118L61 119V121H60V119H59V122H63V120L65 119H63V117H65L63 114H62V111H61V109H62V107H61V105L63 106V105H65V103L69 106V108L71 109V111L75 114V115H77V116H79V115H84L85 113H87V115L88 116H90L92 119H94L95 121H97L98 123H96V125H99V124H102L103 126H109L112 122H116V121H118L117 123H125V122H127V121H129V119H138V115H139V113H138V111L140 112V110L139 109H137L136 107V109L134 108V110H136V111H134L133 109H131V112H130V115H129V111L130 110H128V109H130V108H132L130 105L132 104V103H134V104H132V106H134L135 104H136V106L138 105L137 104V101H136V97L139 95V94H137V92L136 91H138L139 89H136L137 87L135 86V88L134 87H132L133 89H128V93L126 92L127 91V88L126 87H128L127 85H128V82H127V80L125 81V79H123V75L121 74V75H116V74H119V73H116L115 72V74L114 75H116V78H115V76H114V83H116L117 84V82L120 84V87H119V84H117V86L119 87V90H120V88H121V86H122V88L123 89H125V91H124V93H121L122 94V97L123 98H127L128 96H129V98L132 100V102L131 103H129V104H127L128 102H127V100L125 101V100H123V98L121 97V95L118 93L119 91L117 90L118 89V87L116 86V88L115 87H113V93H115V96L116 95H118V96H120V98H122V99H120L119 97V99L120 100H122V102H120V100L116 97V99L114 98V97H112V99L111 100H109V99H106V100H103V102L101 101L100 103H99V105H97V104H95V103H93L91 100H89L88 98H87V96H86V89L87 88H94V86H95V81H96V79H97V75L99 74V73H97V72H95V73H93V74H91L90 76H88V77H84V73H85V62H86V60H88L89 58H92V60H94L95 58H98L99 57V54H101L100 52H101V50H102V52L104 53V54H107L108 52H110V51H108L107 53L105 52L107 49L109 50L110 49V47H109V45H108V43L106 44H104V42L105 41H102L103 43H99V41L101 42V40H99V39H101V37L100 36H102V35H99L98 36V34H97V32H99V30L101 31L100 32V34L102 33V31H104L105 29H106V27H108V25H109V23H111V22H107L108 20L110 21V20H115L114 22H112L113 24L116 22L117 23V26H115L116 28L118 27H121L122 25H123V31H124V33H127L128 31L130 32H128L129 34H130V36L133 38V36H134V38H135V40H136V42L135 43H137L136 45H138V47H139V49H141V51H144V53L143 54H145V56L147 57V55H150V54H152L151 56L153 57V58H151V60H152V62L151 61H148L146 64L149 66H147V65H145V71H144V74L146 75V77H150V78H152V76H151V74H153L154 73V70H155V67H154V64L153 63H155V65H156V62H153V61H155V60H157V61H159V60H161L162 59V61H160V63L162 62V64L164 63L165 64V61H163V60H166L167 58H170L171 56V59H167V60H171V61H169L170 63L171 62H173V63H171V64H173L176 68H179L178 70H176V71H179L181 74H183L182 75V77H184L185 78V80L187 81L186 83L188 84V85H190L192 82H190V81H192L191 79H192V77H190L189 76V74H191L190 72H191V69L193 68V67H195V64H196V70H197V78H199L202 82H205V84L207 85L206 86V88H204V90L205 89H208V90H205L206 92L208 91V92H210V90H211V92L213 93V91H214V89H213V87H214V83H215V81H216V79H214L213 77H215V76H213V75H205L206 74V71H205V69L206 70H209V72L211 71V70H213L214 68V70L213 71H211V73H213V74H215V73H217L220 69H221V67H223L225 64H223L222 66H220V65H216L215 63V61H213V59L212 58H215L214 57V53H212L211 54V52L212 51H205V50H203L202 49V47H200L199 46V44H196L195 45V47L197 46V48H193V44L190 42V40H189V37H187L186 35H184L185 34V29H187L186 27L189 25H191L192 24V22H193V19H194V17H192V15L194 16V15H196L195 14V10L197 11V9H201V10H199L200 12L202 11V13H203V15H201V16H203L202 17V21H201V31H200V34H201V36H204V35H207V31H208V29H209V20H210V22H215V23H217V24H219V30L218 31H216L217 33H216V35H218V36H223V37H221V39H226V41H228V40H230L231 38H232V42L233 43H237V46H235V44H233L235 47H237V48H239L240 47V49H237V48H235L234 46H233V49H232V51H231V54L230 55H228V56H226V57H229L230 59H232V58H234V57H236V59H237V57L239 58L240 56H238L239 55V53H240V55H241V53H242V56L237 60V62L239 63V65H243V63L241 62V60H242V57L245 59L246 58V54H244L243 52H248V51H245L244 49H248L249 50V53H251V56H250V54H249V58H247L248 59V62H253V60H255V63H256V65H257V68H259L258 69V75H259V77H260V91L264 94V58H262V57H264L263 55H264V47H263V43H264V0H249V2H251V3H254V7H253V10H252V13L250 14V15H234V16H232V14L231 15H228V11H224V10H227V8H228V1L227 0H191L190 1V9H189V13H186V15H184V16H186V17H183V16H180L179 17V15H178V17H177V13L175 12L176 11V9H175V7H176V5H173L174 3L173 2H175V1H171L170 3H166V2H163V4L160 2V4L159 3H157L155 6L153 5V6H151V7H146V6H144V7H142L141 9H140V13L138 12V13H135L134 11V13L133 12H131L133 9L131 8V5H132V2H131V4H129V2H130V0L128 1V0H126L127 2H124V3H119L118 1L119 0H106L105 1V3H104ZM118 2V4L120 5V8L122 9H120L119 8V6H116V4H117V2ZM194 1V2H193ZM199 1V2H198ZM201 1H203V2H201ZM212 1H214V3L215 4H212V5H210V3H212ZM221 1H223V2H221ZM225 1H227V3H225ZM7 2V3H6ZM72 2V3H73ZM99 4H98V3ZM176 2H178L179 3V1H176ZM175 2V3H176ZM198 2V3H197ZM208 2V3H207ZM216 2H218L219 3V5H218V3H216ZM21 3V4H20ZM66 4V7H65V4ZM173 3V4H172ZM198 4V6H197V4ZM201 5H200V4ZM3 4V5H4ZM41 4H42V6H41ZM61 4H63V5H61ZM81 4V5H80ZM85 4V5H84ZM96 4H97V6H96ZM125 4V5H124ZM223 4V5H222ZM226 4V5H225ZM255 4L258 6H255ZM18 5V6H17ZM20 5V6H19ZM39 5V6H38ZM76 5V6H75ZM106 7H105V6ZM128 5H130L129 7H128ZM172 5L174 6V8H172ZM196 7H195V6ZM201 7H200V6ZM15 6V7H14ZM17 6V7H16ZM39 7V9H38V7ZM40 6H41V8H40ZM68 6V7H67ZM79 6V7H78ZM82 6V7H81ZM86 6V7H85ZM98 6L100 7V8H98ZM193 6V7H192ZM208 6V7H207ZM223 6V7H222ZM13 7V8H12ZM88 7H90V8H88ZM95 7V8H94ZM100 10V9H102V11H100L101 12V14L98 12L99 10L97 9V8ZM102 7H104V9L102 8ZM209 7H211L210 9L212 10H208L209 9ZM213 7H215V8H213ZM225 7V8H224ZM10 8H12V9H10ZM33 8V9H32ZM108 8V9H107ZM152 8H154V9H152ZM202 8L204 9V10H202ZM259 8V10H257ZM42 9V10H43ZM81 9V10H80ZM85 9V10H84ZM88 9V10H87ZM96 9H97V12H96ZM150 9V10H149ZM173 9V10H172ZM192 9H193V14L191 13V17H192V19H191V17H190V10L192 11ZM207 9V10H206ZM28 10V11H27ZM38 10V11H37ZM40 10V11H39ZM60 10V11H59ZM68 11V12H66V11ZM117 10H118V12H117ZM120 10H121V12H120ZM206 10V11H205ZM3 11V10H2ZM1 11V12H2ZM8 11V12H7ZM32 11H33V13H32ZM64 11V12H63ZM74 11V12H73ZM80 11V12H79ZM95 11V12H94ZM103 11H105V12H103ZM223 11V15L221 14L220 15V13ZM256 11V12H255ZM4 12V11H3ZM37 12H40V13H37ZM59 12V13H58ZM61 12V13H60ZM76 12V13H75ZM120 12V13H119ZM150 12V13H149ZM205 12V13H204ZM213 12H216V13H213ZM225 12V13H224ZM58 13V14H57ZM64 13H66V14H64ZM86 15H85V14ZM93 15H92V14ZM109 13V14H108ZM115 13V14H114ZM128 13H130V14H128ZM136 14V15H133V14ZM176 13V14H175ZM201 13V14H202ZM32 14V15H31ZM34 14V15H33ZM98 14H100V15H98V17H97V15ZM103 14V15H102ZM107 14H108V16H107ZM112 14H114V17H113V15ZM150 15V17H149V15ZM156 14V15H155ZM159 14V15H158ZM172 14V15H171ZM188 14H189V16H188ZM198 14H200V13H198ZM258 14V15H257ZM7 15H11V13H9V14H7ZM5 16V18L6 17H9V16ZM75 15V16H74ZM85 15V17H83ZM121 15V16H120ZM206 15V16H205ZM214 15H216V17L214 16ZM229 17H228V16ZM253 15V16H252ZM55 16V17H54ZM100 16V17H99ZM119 16V17H118ZM123 16V17H122ZM134 16H136L138 19H135V17ZM153 18H152V17ZM171 16V17H170ZM212 16V17H211ZM225 16H227V18H228V21L227 20H224L226 17ZM248 16V17H247ZM50 17V18H49ZM73 17H75V18H73ZM103 17V18H102ZM118 19V21H117V19ZM175 17V18H174ZM205 17H208L207 18V22H206V18ZM210 17V18H209ZM232 19H231V18ZM233 17H235V18H233ZM236 17H238V18H236ZM10 18H12V17H10ZM9 18V19H10ZM53 18V19H52ZM57 18V19H56ZM62 18V17H61ZM88 18V19H87ZM92 18V19H91ZM95 20H94V19ZM157 18V19H156ZM162 19V20H160V19ZM182 18V19H181ZM186 18V19H185ZM204 18H205V20H204ZM215 20H214V19ZM221 18V19H220ZM252 18V19H251ZM7 19V21H8V18H6ZM84 19V21L85 22H88L89 23V27H88V24L86 23H82V22H84V21H82ZM90 19V20H89ZM96 19H98V20H96ZM156 19V20H155ZM212 19V20H211ZM242 19V20H241ZM11 20V19H10ZM53 20V21H52ZM137 20L139 21V22H141V24L139 23V22H137ZM164 20H166V21H164ZM44 21V22H45ZM56 21V22H55ZM95 21V22H94ZM119 21H121V22H119ZM150 21V22H149ZM156 23H155V22ZM225 21H227L228 23L226 24L227 26H226V28L224 29V26H222L221 27V24L223 25V23L222 22H225ZM45 22V23H46ZM53 22H55L54 24H53ZM92 24H91V23ZM105 22L108 24V25H106L105 24ZM127 22V23H126ZM152 22H154L153 24H151ZM159 22V23H158ZM169 22V23H168ZM213 22V23H214ZM245 24H244V23ZM111 23V24H112ZM115 23V24H116ZM145 23V24H144ZM149 23V24H148ZM162 23V24H161ZM164 23V24H163ZM166 23V24H165ZM208 23V24H207ZM58 26H57V25ZM91 24V25H90ZM114 24V25H115ZM140 24V25H139ZM182 24V25H181ZM224 24V25H225ZM20 25V26H19ZM67 26V28H66V26ZM78 25V26H77ZM86 25V26H85ZM106 25V27H105V29H104V26ZM149 25V26H148ZM155 27H154V26ZM165 25V26H164ZM69 26H71V27H69ZM81 26V27H80ZM86 27V28H84V27ZM137 28H136V27ZM160 26V27H159ZM175 26V27H174ZM185 26V27H184ZM188 26V27H189ZM31 27V28H30ZM51 27V28H50ZM60 27V28H59ZM127 27H128V29H127ZM135 27V28H134ZM140 27V28H139ZM144 27V28H143ZM162 27V28H161ZM165 27V28H164ZM177 27V28H176ZM20 28V29H19ZM69 28H71V29H69ZM88 28H90V29H88ZM102 28L104 29V30H102ZM116 29V32L117 31H119V29ZM122 28V27H121ZM120 28V29H121ZM125 28V29H124ZM154 28V29H153ZM205 28H206V30H205ZM59 29V30H58ZM85 29V30H84ZM127 29V30H126ZM133 31H132V30ZM140 29V30H139ZM247 29V30H246ZM26 30V31H25ZM71 30V31H70ZM122 30V29H121ZM136 30V31H135ZM157 30V31H156ZM162 30H163V32H162ZM236 30V31H235ZM19 31V32H18ZM123 31H121V32H123ZM160 31V32H159ZM179 31V32H178ZM222 31V32H221ZM225 31H227V32H225ZM230 31V32H229ZM28 32L30 33V32H32L31 34H33V37L31 36V34H29L30 36H31V38H32V40H31V38H30V42L28 41V44L26 43V39L25 38H27L26 36L28 35ZM91 32V33H90ZM94 32V33H93ZM120 32V31H119ZM134 32H136V33H134ZM140 32V33H139ZM145 32V33H144ZM202 32H203V35H202ZM232 32V33H231ZM9 33V34H8ZM16 33V34H15ZM23 33H24V35H23ZM127 33V34H128ZM134 33V34H133ZM138 33H139V35H138ZM152 33H154V34H152ZM159 33H160V35L162 36V39L164 38L165 39V41H164V45H162V42H163V40H161V39H159V37L161 38V36L159 35ZM181 33H182V35H181ZM206 33V34H205ZM221 33V34H220ZM228 33V34H227ZM252 33V34H251ZM27 34V35H26ZM35 34V35H34ZM59 34V35H58ZM126 34V35H127ZM128 34V35H129ZM166 34V35H165ZM167 34H168V36H167ZM224 34H225V37H224ZM235 34V35H234ZM21 35V36H20ZM23 35V36H22ZM40 35V36H39ZM46 35H49V38H50V36L52 37V41L51 40H49V42L51 41V42H53V43H51L50 42V44L49 45H47V44H45L46 42H48V39H47V37H46ZM98 36V38L96 39L95 38V36ZM133 35V36H132ZM152 35V36H151ZM227 35H229V37L227 36ZM17 36V37H16ZM46 37V40H45V38H43V37ZM94 36V37H93ZM154 36H156V37H154ZM182 36V37H181ZM231 36V37H230ZM10 37V38H9ZM100 37V38H99ZM140 37V38H139ZM167 37V38H166ZM171 37V38H170ZM175 37V38H174ZM183 37H184V39H183ZM239 37V38H238ZM241 37H242V40L244 41V39L246 40V41H244V43H243V41L241 40ZM251 37V38H250ZM261 37H262V39H261ZM22 38V39H21ZM34 38V39H33ZM72 38V39H71ZM180 38V39H179ZM182 38V39H181ZM219 38V37H218ZM228 38H230V39H228ZM249 38V39H248ZM7 39V40H6ZM13 39V40H12ZM45 40V42H44V40ZM54 39V40H53ZM55 39H57V41H59L58 43L56 42V40ZM98 40V41H96V40ZM176 39H178V40H176ZM252 39V40H251ZM21 40H23V41H25V44H26V48L24 47L25 46V44H24V48L22 49V48H16V45L17 46H20V44L21 43H23ZM65 40V42H64V44H65V46H64V44L62 43V41H64ZM103 40V39H102ZM156 40V41H155ZM160 41V42H158V41ZM184 42H183V41ZM237 40V41H236ZM241 40V41H240ZM263 40V41H262ZM19 41V42H18ZM38 41V42H37ZM55 41V42H54ZM68 41V42H67ZM90 41V42H89ZM138 41V42H137ZM142 41V42H141ZM152 41L155 43V44H153L152 43ZM225 40H224V42H226ZM257 43H256V42ZM258 41H259V43H258ZM8 42V43H7ZM42 42H44V43H42ZM97 42V43H96ZM140 42H141V44H140ZM166 42V43H165ZM176 43V44H178V42L181 44V45H179V46H177L175 43H174V46H177L176 47V50H175V47L173 46V45H171V43ZM182 42V43H181ZM224 42H221V45L223 46L225 43ZM255 42V43H254ZM263 42V43H262ZM40 43V44H39ZM56 43V44H55ZM59 43L60 44H62L61 45V47L60 48H58L60 45H59ZM69 43V44H68ZM91 43H92V46H93V44L95 43V44H97V45H95V46H93V47H91V46H88V45H91ZM157 43H158V45H159V48L160 47H162L163 48V46H164V49L166 50V51H164V49H163V51H164V53L165 52H167L168 51V53H167V55H168V57H167V55H166V53H165V55L164 54H160L161 52L160 51H162L161 50V48H160V51H159V49H157L158 48V45H157ZM168 43V44H167ZM169 43H170V45H169ZM224 43V44H223ZM243 43V44H242ZM246 43V44H245ZM252 43V45H250ZM6 44V45H5ZM30 44V46H31V48H30V46H28L27 47V45H29ZM52 44V45H51ZM59 46H58V45ZM81 44V45H80ZM100 44H104V47H105V45H107L108 46V48L106 49V47L103 49V47H102V45H100ZM145 44V45H144ZM160 44H161V46H160ZM165 44H167V45H169V47L167 46V45H165ZM192 44V46H190ZM240 46H239V45ZM262 46H261V45ZM34 45V46H33ZM39 45V46H38ZM57 45V46H56ZM71 45H72V47H71ZM76 45V46H75ZM101 46V48L99 49V47ZM155 45V46H154ZM220 44L218 45V48H221L222 46H221ZM241 45H242V47H241ZM244 45H246V46H244ZM38 46V47H37ZM63 46H64V48L65 49H63ZM68 46H69V49H68ZM98 46V47H97ZM144 46V47H143ZM149 46V47H148ZM157 46V47H156ZM170 46H171V48H170ZM180 46H181V49H180ZM224 46H226V45H224ZM249 46V47H248ZM257 46V47H256ZM4 47V48H3ZM44 47V48H45ZM74 47V48H73ZM95 47V48H94ZM156 47V48H155ZM168 47V48H167ZM184 47V48H183ZM244 47V48H243ZM251 47H252V50H251V52H250V49H251ZM263 47V48H262ZM40 48V47H39ZM43 48V47H42ZM49 48V47H48ZM58 50H57V49ZM88 48V49H87ZM90 48L92 49V51L90 50ZM149 48V49H148ZM225 48V47H224ZM223 47L221 48V49H224ZM250 48V49H249ZM6 49V50H5ZM19 49V50H18ZM60 49V50H59ZM61 49H63V50H65V51H61ZM68 49V50H67ZM95 49V51H93ZM243 49V50H242ZM257 49V50H256ZM259 49V50H258ZM4 50V51H3ZM15 50V51H14ZM16 50H18V51H21V50H23V52L22 53H24V51L26 52V53H24V54H20V52H19V54L18 53H16ZM34 50V51H33ZM45 50V49H44ZM44 50L42 49L41 50V48H40V50L38 49V51L39 52H37V53H40L41 51V53L40 54H42L43 52H44ZM81 50V51H80ZM88 50V51H87ZM100 52H99V51ZM176 52H175V51ZM178 50H180L179 52H181V53H177L178 52ZM184 50V51H183ZM196 50V51H195ZM200 50H202V51H204V53L202 52V51H200ZM13 51V52H12ZM17 51V52H18ZM66 51H68V52H66ZM240 51H243V52H240ZM257 51V52H256ZM263 51V52H262ZM30 52V53H29ZM33 52V53H32ZM97 52V53H96ZM111 52H112V49H111ZM146 52H147V54H146ZM157 54H156V53ZM197 52H199V53H197ZM208 52V53H207ZM260 52V53H259ZM57 53V54H56ZM68 53V55H66V54ZM149 53V54H148ZM171 53V54H170ZM192 53V54H191ZM203 53V54H202ZM206 53V54H205ZM238 53V54H237ZM256 55H255V54ZM14 54V55H13ZM31 54H34V56L33 55H31ZM40 54H38V55H40ZM96 54V55H95ZM97 54H98V56H97ZM115 54V53H114ZM156 54V55H155ZM176 54V55H175ZM200 54V55H199ZM254 54V55H253ZM26 55V56H25ZM37 55V56H38ZM69 55H70V58H68L69 57ZM161 55V56H160ZM175 55V56H174ZM190 55V56H189ZM245 55V56H244ZM248 55V54H247ZM260 55V56H259ZM84 56V57H83ZM170 56V57H169ZM177 56V57H176ZM184 56V57H183ZM12 57H14V58H12ZM18 57H20V58H18ZM22 57V58H21ZM39 57V56H38ZM72 57V58H71ZM76 57V58H75ZM83 57V58H82ZM89 57V58H88ZM115 57H117V55L115 56ZM158 57H159V60H158ZM163 57H165L166 59H164ZM183 57V58H182ZM187 57V58H186ZM200 57H201V60H200ZM251 57H252V60H251ZM253 57H255V58H253ZM12 58V59H11ZM87 58V59H86ZM94 58V59H93ZM148 58L150 59V57L148 56ZM175 58V59H174ZM210 58V59H209ZM229 58H227V60L229 59ZM24 59V60H23ZM71 59V60H70ZM155 59V60H154ZM181 59H183V60H181ZM188 59V60H187ZM251 61H250V60ZM257 59H259V60H257ZM11 60V61H10ZM61 60V61H62ZM70 60V61H69ZM167 60H166V62H167ZM180 60V61H179ZM193 60V61H192ZM199 62H198V61ZM215 60V59H214ZM23 61V62H22ZM85 61V62H84ZM97 61L98 60H95V61H93V63L95 64L96 63V66L98 65L97 64ZM182 61V62H181ZM202 61H203V66L202 65H200V62L202 63ZM212 61L213 62H215V63H213V65H212ZM228 61H230V60H228ZM228 61H225L224 60V62L223 63H225V62H227L226 63V65L228 64ZM7 62V63H6ZM11 62V63H10ZM25 62V63H24ZM80 62V63H79ZM168 62V63H169ZM243 62H245V64L247 65V63H246V59L243 61ZM261 62V63H260ZM152 63V64H151ZM160 63H158L157 62V64H159V65H162V64H160ZM167 63V64H168ZM181 63V64H180ZM195 63V64H194ZM254 63V62H253ZM75 64V65H74ZM164 64H163V66H164ZM167 64H165V67H163L164 68V70H166L165 68H166V66H167ZM178 64V65H177ZM209 64V65H208ZM210 64H211V66H210ZM214 64L216 65L215 67H214ZM32 65V64H31ZM82 65V66H81ZM172 65V66H173ZM184 65H186V67L184 66ZM190 65H192V66H190ZM205 65L208 67H205ZM3 66V67H2ZM180 66V67H179ZM202 66V67H201ZM244 66L245 65H243L242 67L244 68ZM261 66H262V68H261ZM32 67H34L33 65H32ZM83 67H84V69H83ZM98 67H100V66H98ZM168 67V66H167ZM174 67V68H175ZM213 68V69H211V68ZM216 67H217V72H216ZM226 66H224V68H225ZM100 68H102L103 69V67H100ZM181 68H183L182 70H181ZM199 68H202L203 69V71H204V78H203V74H201L200 72V70H202V69H200L199 70ZM219 68V69H218ZM223 68V69H224ZM5 69H7L6 71H5ZM105 69V68H104ZM103 69V70H104ZM148 69H150V70H148ZM161 69H162V67H161ZM83 70V71H82ZM100 69H98V72H102L103 70H100ZM151 70H152V72H151ZM163 70V69H162ZM175 70V69H174ZM6 72V75L4 74L5 72ZM36 71H37V69H36ZM105 71H107V70H104L102 73H104ZM118 71V70H117ZM167 71V70H166ZM169 71V75H171L170 74V70H168ZM168 71L167 72H165V71H162L163 72V74L164 73H166V74H164L165 76H167L168 74ZM190 71V72H189ZM198 71H200L199 73H198ZM202 71V72H203ZM223 72V70L221 69L217 74H215V75H222V72ZM230 72H228V73H224V74H229L227 77L229 78V80H231L234 76H235V74L236 73H238V75H239V72H236V70H233L232 69V71L231 70H229ZM236 73H235V72ZM119 72V71H118ZM151 72V73H150ZM188 72V73H187ZM220 72H221V74H220ZM260 72V73H259ZM107 73V72H106ZM121 73V72H120ZM150 73V74H149ZM180 74V75H181ZM245 75H244V77L246 78V79H248L247 77H250L251 76V74L249 73V71H247V72H245L244 73ZM104 75H105V73H104ZM148 75V76H147ZM202 75V76H201ZM234 75V76H233ZM238 75L236 74V76L238 77ZM248 75V76H247ZM4 76H6V77H4ZM105 76H107V74L105 75ZM121 76H122V79L127 83V85H126V87H125V82L124 81H122V80H120L121 79ZM186 76V77H185ZM212 76V77H211ZM230 76H233L232 78H230ZM247 76V77H246ZM118 77V78H117ZM170 77V76H169ZM209 77H210V79H212V82H210V79H209ZM252 77V76H251ZM5 78V79H4ZM120 78V79H119ZM165 78H168V77H165ZM171 78V77H170ZM169 78V79H170ZM191 78V79H190ZM216 78V77H215ZM116 79H119V80H116ZM250 79V78H249ZM207 80H209V81H207ZM214 80V81H213ZM233 80V79H232ZM115 81H117V82H115ZM123 82V84H122V82ZM121 82V83H120ZM5 85H4V84ZM2 84V85H1ZM116 84H114V86L116 85ZM205 84H204V87H205ZM123 85H124V87H123ZM210 85V86H209ZM6 86V87H5ZM10 88H9V87ZM193 85H191V87H192ZM212 86V87H211ZM5 87V88H4ZM12 87H13V89H12ZM3 88V89H2ZM130 88V87H129ZM210 88V89H209ZM212 88V89H211ZM224 88L227 90V93H228V95H231L232 93L231 92H233V95H234V93L236 92L235 90H231V92H230V90H228V85H225L224 86ZM9 89V90H8ZM135 89V90H134ZM11 90V91H10ZM48 90V91H47ZM135 92H134V91ZM192 90H194V93L196 94V96H197V98H198V96H199V100H201V102L203 103L202 105H203V107H205L206 108V106H208L206 103V101H204V99L202 98V96L200 95V93H199V91H198V89H196V87L195 86H193L192 87ZM253 90L254 89H250V91H252V92H250L249 90H248V94H250V96L252 95H254V93H253ZM257 89H255L254 91H256ZM13 91V92H12ZM122 91V89L120 90V92ZM129 91H132L131 93L129 92ZM126 92V93H125ZM134 92V95L132 94ZM169 92H171V90L169 89ZM210 92V93H211ZM47 93V94H46ZM118 93V94H117ZM139 93V92H138ZM211 93V95H213ZM231 93V94H230ZM252 93V94H251ZM4 94V95H3ZM137 96H136V95ZM49 95V96H48ZM114 95V94H113ZM112 95V96H113ZM172 95V93L170 94V96ZM210 95V94H209ZM236 95V94H235ZM2 96V97H1ZM22 96V97H21ZM38 96V95H37ZM72 96V97H71ZM126 96V97H125ZM169 96V99L171 100L172 99V101L170 102L171 103V105L172 104H175L174 103V101H173V96H171L170 97ZM18 97V98H17ZM40 97V96H39ZM55 98V99H54ZM138 98H139V96H138ZM137 98V99H138ZM47 99V100H46ZM60 99H61V101H60ZM69 99V100H68ZM117 99L119 100V103H117V102H115V100L117 101ZM128 99V98H127ZM57 100H59V101H57ZM65 100V101H64ZM139 100V99H138ZM169 100V101H170ZM63 101V102H62ZM77 101V102H76ZM126 103H125V102ZM129 102H130V100H128ZM135 101H136V103H135ZM4 102V103H3ZM8 102V104H6ZM12 102V103H11ZM65 102V103H64ZM123 102L126 104V107L129 105V107H128V109L127 108H124L125 106V104L123 105ZM9 103H11V104H9ZM170 103H169V106H170ZM47 104V105H46ZM118 104H119V106H118ZM122 104V105H121ZM1 105V104H0ZM9 105H11L10 107H9ZM15 105V106H14ZM53 105V107L51 108V106ZM61 107V108H58L57 109V107ZM124 106V107H123ZM175 106V108H176V105H174ZM174 106H172V110L174 111ZM263 106V108H264V105H262ZM75 107V108H74ZM171 107V106H170ZM11 108V110H15V108L14 109H12ZM139 108V107H138ZM8 109H6V108H3L2 110H8ZM16 109H18V107L16 108ZM47 109H48V111H47ZM60 109V110H59ZM75 109V110H74ZM207 110H209V108H206ZM10 110V109H9ZM51 110V112H49ZM57 110V111H56ZM127 110H128V112H127ZM222 110V109H221ZM123 111V112H122ZM126 111V112H125ZM45 112H48V113H45ZM56 112V113H55ZM59 112H61L60 114H62L61 116H63V117H60V115H59ZM133 112H136V113H133ZM219 112H220V114H225V113H223V112H221L220 110H219ZM58 113V114H57ZM79 113V114H78ZM84 113V114H83ZM138 113V114H137ZM38 114V115H39ZM48 114V116H46ZM137 114V115H136ZM132 115H135V116H132ZM124 116L126 117V118H124ZM130 116V117H129ZM128 117H129V119H128ZM133 117V118H132ZM58 118V117H57ZM56 118V119H57ZM236 118V117H235ZM234 118V119H235ZM264 118V117H263ZM66 119H68V117H66ZM64 120V124H62V123H60V124H62L61 125V128H63V127H71L70 129H69V132H68V130H66L67 131V133L64 131H60L61 133H63V135L62 134H58V133H55V134H53V135H55V139H57V143H61L63 140H65L64 141V143L65 142H67V143H69V144H72V142H73V140H75L74 138H79V141H85V139L84 138H86V136H87V138H88V136H89V134L92 136V134L91 133H93V132H91V131H93L94 129H92L91 127H90V129L91 130H89L90 131V133H88V130L86 129V128H89L88 126L86 127V128H84V129H82V130H80V131H78L79 129H81L83 126L80 124L79 125V122L77 123V122H75L76 124H74V125H76V126H74L73 125V123L71 122V121H69V119L68 120ZM136 119V120H137ZM236 119H238V121H234L235 123L237 122H239V118H236ZM123 120V122H121ZM126 120V121H125ZM136 120H135V122H136ZM47 121V122H48ZM54 121V120H53ZM67 121H69L66 125H65V123ZM102 121V122H101ZM120 121V122H119ZM131 121V120H130ZM127 122V124H126V128H124L125 129V131L127 132V130L126 129H128L127 128V126L129 125L130 126V129L128 130V131H130L131 130V128H137V129H140L141 130V134L139 133V131L140 130H138L137 131V129H135L136 130V134H138L137 136H139L138 137V139L139 140H141V143L143 142V144H141V146L139 147V148H141L142 146V148L141 149H143V150H145L146 148H148V150H149V148H150V150H149V152H151V153H148V155H147V157H148V169H146V171H145V178H144V186H145V188H143V189H140V190H136V189H134V188H128V187H126L125 185H124V183H123V181L122 180H120V179H116L115 178V175H114V173H110V165H109V163L107 164V163H104V164H106V165H108V167L106 166V165H104L103 164V167L104 166H106V167H101L102 165L100 164V166H99V169H97V171H96V168H97V166H98V163L96 164V161H94V159L92 160V158H93V154H90L89 155V158H87V156L85 155L86 153H87V155L89 154V153H93L94 151H95V149H96V146H93V149H92V145L90 144V143H88V142H90L89 141V138L87 139L86 138V140H87V146H86V141L85 142H83V143H85V144H83V143H81L80 142V144H81V147L82 146H86L85 148H83V149H79V152H78V149L75 151H73V152H71V154H70V156L72 157H70V161H69V168H75V171H76V173L77 174H75V177H76V175H77V178H74L75 179V181H74V183L76 184V187L78 186V188L83 192V193H80V192H78V190H77V188L73 185V180L74 179H72V180H68V178L69 177H65V176H68V175H66L64 172H63V170H62V172H61V170L59 171V170H55L56 172H54V170H53V172L51 171L53 168H49V169H51L50 171L52 172V174L50 173V172H48L49 171V169L46 167V168H44V169H48V171L46 172V170L44 171L43 169H41V168H39L40 166H38V164H39V154L40 153H42V152H44L45 151V153L47 152V154H48V150H47V141L45 140V139H47L48 140V137H50V134H52L51 133V131L48 133V131H45V134H47V135H49V136H47L46 135V138H45V136H44V140H43V138H38L36 141H35V143H34V149L35 148H37V149H39V148H41V149H43L42 147H44L45 145H46V149H45V147H44V151L42 150V152H41V150L39 149V153L37 154V150H36V154L34 153V154H32V157L30 156L28 159V161L27 160H25L24 162H21L20 163V161H18V162H16L15 160H10V159H8V160H5L6 161V164H8V166L6 165V164H4L5 163V161L3 160L2 162H4L3 163V166L5 165V166H7L8 167V169L4 166V169L3 170H1L2 169V167L3 166H1V164H2V162H0L1 164H0V170L1 171H3V174H7V175H4L5 176V178H9V179H11V180H15V179H17L16 181L17 182H19V179H20V181L21 182H26V180H27V182H26V185H25V183L24 184H22L21 182H19V184H17V182L15 183V184H13V185H15V188H13V186H12V188L10 189L11 191H10V195L9 196H7V201H8V204H14V205H16V206H14L13 204L12 205H8L7 204V201H5L2 197H1V199L2 200H4L3 202L4 203H2L1 201L2 200H0V206H2V204H5V206H8V208L7 209H5L4 211V213H3V210L2 209H4L3 207H2V209H1V207H0V222H1V224L3 225H5L6 226V229H11V227H13L12 229H14L17 225H18V223L19 222H17L18 221V219L22 216H18L19 218L16 220V222H15V218L13 219V217L14 216H16L15 214H14V212L15 213H20L21 211H20V209L19 208H21L22 206H23V204H21L20 203V201H18V198L20 199V195L19 194H21L22 192H23V190L24 189H26L25 187L30 183L31 184V179L32 178H34V176H35V174L37 173V171H38V169L40 170V172L39 173H41L42 175V178H44L45 180H43L42 178L40 179V180H43V182L42 181H40L39 180V178L37 179V181L34 183V184H37L36 186H38V187H40V190L39 189H37L38 191H36L35 189L36 188H38V187H36V186H34V190H33V192L35 191L36 193L37 192H40V193H37V194H42L41 196H43L44 197V194L47 196L48 194H46V191H48L49 189H50V187L49 186H51L52 188L55 186V181H57L58 179H59V177L58 176H60L62 173H63V175H65V176H63V178H66V181H69V183H70V191H72V192H68V190L65 192V190L66 189H68L67 188V185H68V182H67V184H65V186H64V183H66L65 182V180H64V182H63V185L62 184H60V186H62V188L64 189L65 187H66V189L64 190V191H62L61 189H59V188H61V187H58V186H56V190L57 191H62V194H64V196L66 195L67 197L69 196V194H70V196L68 197L69 199H71L70 197L72 196V201H75L76 199H78L79 197V202L81 203V199L83 198V199H87V198H90V199H92V201H94V202H99L100 201V199H101V201H102V198H101V195H102V193H103V195H102V197L103 198H108V195H107V190H108V192H110V194H109V198H110V196H113V195H115V198L113 197V199L111 200H107L106 202H107V204H108V207H110L112 210H113V212H114V216H115V219L118 217V218H120L119 220H121L123 223H124V226L127 228V227H129V228H131L133 231H140V229L142 230V229H149L148 231H147V233H148V235L149 236H151L152 235V231H154V230H158V229H160L161 231H163L162 233L164 234V236H166V238H167V240H168V242L170 243V242H173L174 240H177V241H180V242H184L185 240H188L189 238L191 239V237H194L193 236V234L192 233H194V235L196 236V234H197V237H198V241L195 239V238H193L194 240H192V242L194 243V244H199L200 245V243H202V239L203 238H205V236H206V238L204 239V240H206V239H209L211 236H212V238L213 237H215V236H217V237H215V238H213L212 240H214V241H216L217 242V244H215V243H209L208 245H209V247L212 249L213 248V246H211L212 244H215V246L216 245H218L217 247H219L218 248V250L216 249V247L214 246V248L217 250H214L213 249V252L215 251V252H217V253H215V254H217V255H214V253L213 254H211V252L209 251V249H208V251H207V253H208V255H207V259L209 260V258L210 259H212V256H215L216 258H218L217 256H218V254H219V257L220 258H218L220 261H218L217 259V262L219 263H222V264H224L225 262H233L234 264H236V262H234V261H231L232 260V258L230 257V255H229V253H227V255H228V257L230 258H228L227 256H222V255H224V253L226 254V250L228 249H230L229 247H224L223 245H225V244H222L221 242H220V244L218 243V241H223V239H222V237H223V234H220V233H216L215 232V229H214V227L211 225V223H209L208 221H206L205 223H199V222H197L194 218H192V217H190V216H188V215H186V214H184V212L182 211V209L180 208V206L178 205V204H176L175 202H174V200L171 198V195H169L167 192H166V190L165 189H163L161 186H158L157 187V189L159 190L158 191V193L156 194V193H154V192H150L149 190H148V188L152 185V183H153V173H152V169H153V165H154V163H155V161H162V164L164 163V164H166V163H168V164H166L167 166H169V165H175L174 163H176V160L175 159H177L178 160V158H176V156H175V158L174 157H172V159L174 158V160H172L171 158H169V157H171V156H166V157H160V152H161V150H162V147H160V145H159V148H158V145L156 144V143H152V141L150 142V140H149V131H146V134H144L143 135V133H145V130H144V127L142 126V124L139 122V120H138V123L140 124V126L138 125V123L137 124H135V122L134 123H131V122H133V121H131V122ZM263 121H264V119H263ZM262 121V122H263ZM48 122V123H49ZM72 123V124H69V123ZM51 123V122H50ZM49 123V124H50ZM123 123V124H124ZM130 123H131V125H130ZM263 124H264V122L262 123V128L264 129V126H263ZM64 125V126H63ZM67 125H70V126H67ZM74 127H73V126ZM78 125L80 126V128H78ZM217 127V128H214L215 126ZM63 126V127H62ZM82 126V127H81ZM100 126V125H99ZM128 126V127H129ZM133 126V127H132ZM221 125H219V123L218 124H213V132L216 130H218L219 129V131L218 132H214V135H215V133L217 134V135H215V137L216 136H219V137H217V140L216 141H218V143H221V141H223V138L226 136V134H225V136H224V134L223 133H221ZM66 128V129H67ZM73 128H75L74 129V131H72L71 129H73ZM134 129H132V131H130L131 133H133V130ZM62 130H65V128L64 129H62ZM72 132H71V131ZM76 130V131H75ZM87 130V132H85ZM142 130L144 131L143 133H142ZM75 133V135L76 136H74V133ZM79 134H78V133ZM81 132V133H80ZM94 132H95V130H94ZM223 132V131H222ZM252 133L250 134V137H249V139H250V141H251V143H252V145H250L249 143H247L248 144V147H247V144L246 143H244L242 146H241V148H242V150H243V155L245 156V157H248V156H250V158H252V159H255V160H257L258 158H259V155L255 152V151H257L256 150V148H257V145H255V141L257 140L256 138H257V133H255V131L253 132V131H251ZM82 133H83V135H82ZM219 133V134H218ZM221 133V134H220ZM224 133H226V131H224ZM57 134V135H56ZM127 134H128V132H127ZM133 134H135V131H134V133ZM223 134V135H222ZM63 136L64 138H62V141H61V137L60 138H58L59 136ZM77 135H79V136H77ZM85 135V136H84ZM146 135V136H145ZM81 136H84L83 138H82V140H80V138H81ZM147 136H148V138H147ZM222 136V137H221ZM52 137V136H51ZM221 137V138H220ZM254 137V138H253ZM151 138V137H150ZM220 138V139H219ZM41 139V140H40ZM67 139H69V141L67 140ZM144 139V140H143ZM45 141V142H43V141ZM72 140V141H71ZM38 141V142H37ZM71 141V142H70ZM36 143H38V144H36ZM43 143V144H42ZM152 143V144H151ZM12 144V143H11ZM43 146H42V145ZM45 144V145H44ZM83 144V145H82ZM91 145V146H89V145ZM146 144V145H145ZM156 146H155V145ZM14 145V144H13ZM41 145V146H40ZM150 145H153V147H151ZM253 145H255V146H253ZM145 146H146V148H145ZM148 146V147H147ZM252 146V147H251ZM11 147H13V146H11ZM153 148V149H152ZM254 148V149H253ZM152 149V150H151ZM159 149H161V150H159ZM91 150V151H90ZM104 150H105V148H104ZM160 152H159V151ZM80 151H82L84 154H82V152H80ZM86 152V153H85ZM89 152V153H88ZM253 152H254V158H253ZM50 153V152H49ZM111 153L112 154H115L113 151H111ZM158 153H160V154H158ZM162 153H164V156H165V152L164 151H162ZM262 154H264V153H262ZM37 155V156H36ZM48 155H53V154H48ZM159 155V156H158ZM175 155H177V156H180L181 154H179V153H176ZM258 157H257V156ZM34 156H36V157H34ZM92 156V157H91ZM161 156H163V154L161 155ZM252 156V157H251ZM38 157V159H36ZM53 157H55L56 159H57V157L56 156H52V158ZM81 157V158H80ZM83 157V158H82ZM90 157H91V160H90ZM2 158V157H1ZM74 158V159H73ZM85 158V160L86 161H83L82 159H84ZM160 158V159H159ZM161 158H163V159H161ZM3 159V158H2ZM1 159V160H2ZM54 159V158H53ZM81 159V160H80ZM91 161L90 163H91V165H90V163H89V160ZM166 159H168L167 161H166ZM181 161H182V157L180 156V158H179ZM37 160V163H36V165H34L35 164V161ZM165 160V161H164ZM7 161H9V162H7ZM13 161H15V163L13 162ZM27 161V163H25ZM34 161V162H33ZM73 161V162H72ZM84 163H83V162ZM160 161V162H161ZM171 161V162H170ZM11 162H13V164H10ZM95 162V163H94ZM177 162H179V161H177ZM233 162V161H232ZM16 163H18V164H16ZM22 163H24V164H22ZM24 165V167L22 166H20V165ZM163 164V165H164ZM177 164V163H176ZM9 165H10V168H9ZM17 166V165H19L18 166V169H17V167H16V169H15V171L17 172H15L14 171V173H12L13 171L11 170L12 168L11 167H14V166ZM34 165V166H33ZM35 166H37L38 167V169L37 170H35L34 171V169L36 168ZM239 166V168H237ZM236 165L234 162L231 164V167H232V170L233 171H235V172H237V174L239 173V174H241V182H240V185H242V187H244L245 188V190H247L248 191V194L249 195H247V198H245V201H243V202H241L240 204V207H237L236 206V202L238 201V198H237V195L235 194V193H233L232 191H230L228 188H226L219 180H217V179H215V178H213V177H211L209 180H210V183H211V189L209 190V191H201L199 194H191V193H189L188 191H185V189H184V193L186 194V196H187V199L189 200V201H191L192 203H194V204H196L197 202V204L196 205H202L204 208H207L208 210H209V212L211 213V219L213 218V219H216V220H219V221H222V222H225V218H229V219H231V221H229L228 222V224H227V226H224V227H222V229H223V232L224 233H227V231H230V230H232V228H235V225H237L238 224V222H240L241 221V219H242V217H243V212L245 213V209L247 210V209H249L255 202H256V199H252V198H255L256 196H257V193L255 194V192H257V188H255V187H253L252 188V186H251V182H250V180H251V178H252V175H253V171H252V169H250L249 167H244V165H242V164H240V165ZM26 167V168H25ZM33 167H35L34 169H33ZM84 167V168H83ZM101 167V168H100ZM164 167H165V165H164ZM240 167H241V169H240ZM242 167H243V169L246 171H243L242 170ZM15 168V167H14ZM22 168H24L23 169V171L26 173L27 171V173L25 174L27 177H29V175H30V177H31V179H30V177L28 178V179H30V181L27 179V177L24 175V179H25V181H23L24 179L22 178V176L23 175H20L21 174V170H22ZM81 168V169H80ZM103 168V169H102ZM7 169V170H6ZM31 169V170H30ZM80 169V170H79ZM83 169V170H82ZM100 169H102L103 171H101ZM236 169V170H235ZM247 169L249 170V171H247ZM4 170H6L7 172H5ZM14 170V169H13ZM45 172H43V171ZM95 172H97V173H95ZM107 170V171H106ZM109 170V171H108ZM19 171V172H18ZM23 171H22V173H23ZM42 171V172H41ZM85 171H87V172H85ZM102 173H101V172ZM184 171H187V169L186 170H184ZM250 171H251V173H250ZM5 172V173H4ZM9 172H11L12 174H9ZM31 172V173H30ZM33 172H35V173H33ZM61 172V173H60ZM80 172V173H79ZM245 172V173H244ZM20 173V174H19ZM28 173H30V174H28ZM33 173V174H32ZM39 173H37L38 174V176L37 177H40L39 176ZM43 173L45 174V176H43ZM50 173V174H49ZM59 174L58 176H57V174ZM85 173V176L83 175ZM92 173V174H91ZM93 173H94V176H92L93 175ZM105 173V174H104ZM182 173H184V172H182ZM242 173H243V176H242ZM13 174H15V175H17L18 174V177L19 178H17V176L15 177V179H13L14 177L13 176H15V175H13ZM48 174V175H47ZM56 174V175H55ZM78 174H80L79 176H78ZM100 174V175H99ZM21 177H20V176ZM32 175V176H31ZM47 175V176H46ZM86 175H87V178H86V180H85V177H86ZM92 177H91V176ZM105 175V176H104ZM114 175V176H113ZM186 176L187 177V175H186V173H184L183 174V176ZM58 178H57V177ZM62 176H60L61 178H60V180L62 181ZM84 176V178L82 179V177ZM184 176V177H185ZM45 177H48V178H45ZM108 177V178H107ZM80 178L82 179V181L80 180ZM98 180H97V179ZM106 178V179H105ZM50 179H51V181H52V183H51V181H50ZM76 179H78V181H76ZM33 180V179H32ZM48 180L50 181V183H51V185H50V183L48 182ZM80 180V181H79ZM39 181V182H38ZM59 181V180H58ZM14 182V181H13ZM42 182V183H41ZM45 182H48L49 183V185L47 184V186L46 185H44L45 184ZM60 182V181H59ZM81 182V184H85V182L88 184V185H92L93 187H95V188H88L89 186L88 185H86L85 184V187L83 186V185H81V184H79V183ZM84 182V183H83ZM94 182V183H93ZM0 183H2V182H0ZM41 183L42 184V186H40L39 184ZM58 183V182H57ZM56 183V184H57ZM61 183V182H60ZM92 183V184H91ZM104 183H105V185H104ZM54 184V185H53ZM100 184V185H99ZM115 185V187L116 188H114V185ZM44 185V186H43ZM59 185V184H58ZM104 185V186H103ZM239 185V186H240ZM30 186V185H29ZM48 187L47 189L46 188H42V187ZM64 186V187H63ZM74 186V187H73ZM96 186H98V187H96ZM28 187V186H27ZM86 187H87V189H89V190H87L86 189ZM99 187L100 188H103V189H101V191H99ZM106 187L108 188L107 190H106V192L104 191L105 189H106ZM111 188V190H112V188H114L112 191H110V188ZM125 187V188H124ZM247 187V188H246ZM2 188V186H1V184H0V189ZM72 188H74V190L75 191H77L78 193H80L79 195L77 194V192H74V190L72 189ZM97 188H98V191H97ZM105 188V189H104ZM250 188V190H248ZM255 188V189H254ZM15 189V192H14V194L16 195H14L13 194V190ZM45 190V193L43 194L42 192H44L43 190ZM59 189V190H58ZM72 189V190H71ZM126 189V190H125ZM254 189V190H253ZM18 190V192H16ZM19 190H21V193H20V191ZM90 190H91V192L92 193H90ZM60 191V192H61ZM95 191H97V193L95 192ZM103 191V192H102ZM115 191V192H114ZM120 191V192H119ZM126 191V192H125ZM250 191V192H249ZM63 192H65V193H63ZM68 192V193H67ZM98 192H100V193H98ZM111 192H114V194L112 193L111 194ZM254 192V193H253ZM259 192V191H258ZM18 195H17V194ZM48 193V192H47ZM74 193V194H73ZM93 193H95V195L93 194ZM106 193V194H105ZM250 193L252 194V195H250ZM9 194V193H8ZM72 194V195H71ZM75 194H77L76 196H75ZM81 194H83L84 195V197H83V195H81ZM39 195V196H40ZM74 195V196H73ZM99 195V196H98ZM254 195H255V197H254ZM12 196H15V197H12ZM51 196V195H50ZM49 196V199L51 198L52 199V196H54V195H52L51 197ZM63 196V195H62ZM98 196V197H97ZM249 196H251V198L249 197ZM253 196V197H252ZM18 197V198H17ZM61 197V196H60ZM73 197H78V198H76V199H74ZM82 197V198H81ZM87 197V198H86ZM17 198V199H16ZM45 198V197H44ZM54 198V197H53ZM108 198V199H109ZM117 198V199H116ZM250 198V199H249ZM257 198V197H256ZM5 199H6V197H5ZM10 199L13 201L12 203H10ZM48 199V200H49ZM63 199V198H62ZM67 199V198H66ZM74 199V200H73ZM116 199V200H115ZM247 199V200H246ZM17 201V203H16V201ZM68 200V199H67ZM106 200V199H105ZM114 200H115V202H114ZM118 200V201H117ZM249 200H251L250 202H249ZM252 200H255V201H253L252 202ZM71 201V200H70ZM71 201V202H72ZM50 202H52V200L50 201ZM50 202H48V203H50ZM78 203V201H75V203ZM83 202H84V200H83ZM111 202H113V203H117L116 205L114 204L113 205V203L112 204H109V203H111ZM248 202H249V204H248ZM46 203H47V198H46V202H45V204H43V207L45 208V211H44V208H43V211L45 212V214H46V211L48 210L47 208L49 207V206H47L46 205ZM47 203V204H48ZM74 203V202H73ZM73 203H71V206L73 205V206H75ZM76 203V204H77ZM145 203H147V204H145ZM41 204V205H42ZM52 204V203H51ZM39 205V204H38ZM47 207H45V206ZM48 205H50V204H48ZM146 205V206H145ZM248 205V206H247ZM4 206V205H3ZM13 207V209L12 208H9V207ZM113 208H112V207ZM245 206V207H244ZM14 207H15V209H16V207H19V208H17V212L14 210ZM148 209V207H150L149 208V210H145L146 208ZM247 207V208H246ZM249 207V208H248ZM6 208V207H5ZM144 208V209H143ZM9 209V210H8ZM12 209V210H11ZM18 209H19V212H18ZM22 209V208H21ZM47 209V210H46ZM156 209V210H155ZM14 210V211H13ZM152 210H153V212H152ZM190 210H192L191 208H190ZM9 211V212H8ZM151 211V212H150ZM12 212V213H11ZM43 212V213H44ZM10 213V214H9ZM12 214H13V216H12ZM117 214V215H116ZM18 215H20V214H18ZM135 216V217H134ZM173 216V217H172ZM4 217V218H3ZM23 217V216H22ZM121 217H123L122 219H121ZM133 217V218H132ZM17 218V217H16ZM91 218V217H90ZM117 218V219H118ZM10 219H11V221L13 222V220H14V222L16 223V226H15V223L13 222V226L11 225V227L10 228H8L7 227V225L9 224H12L11 222H10ZM92 219H94V216H93V218H91V220ZM116 219V220H117ZM133 219V220H132ZM194 219V220H193ZM260 219H262V221L260 222ZM254 220H256L257 221V223L258 222H260L261 224H262V222H263V218L260 216H256L255 217V219ZM253 219H252V221H254ZM4 221V222H3ZM129 221H130V223H129ZM132 221H134V222H132ZM135 221H136V223H135ZM238 221V222H237ZM256 221H255V223L254 222H251L250 224V226L248 227V225L245 227L246 229L243 231V235H245V236H243L244 238H248V237H251V236H253L254 234H255V231H256V229H257V227L255 226V224H257L256 223ZM246 223V222H245ZM254 223V224H253ZM259 223V224H260ZM22 224V223H21ZM128 224V225H127ZM259 224H257V225H259ZM2 225H1V227H2ZM20 225V224H19ZM5 226H4V231L2 230L3 229V227H2V229H1V231L0 232H2V234H1V236L3 237V236H5V232H7V230L5 229ZM15 226V227H14ZM35 226H37V227H35L37 230H39V231H37L35 228H33L34 229V232L35 231H37L38 232V235H37V233L36 234H34V237H33V234H31V236L32 237H29V234H28V231H25V230H21V229H23V228H19L20 229V231L18 230V229H15L14 230V233H12V236H13V238H15V240L17 239V236H18V239H17V241L19 240V237H20V235H21V237L23 236V237H25V235H26V233H27V235H26V237H28L27 239H29L30 240V242H31V249L33 250V252H35L34 250H41V251H43L44 253L45 252H48L47 250L48 249H46V248H49V246L50 245H52L51 243L52 242H55L56 244H58L59 243V245H57V247L59 246V248H60V250H62L63 248H64V244L65 243H67L68 241H67V239L65 238V237H63V238H65V239H63L62 237L61 238H59L58 237V239L59 240H56L57 238V236H59V235H56V234H58V233H56L57 231H58V228L60 229V227H56V229H55V227H54V230H57V231H55V233H54V230L53 229H51L50 231H49V228L48 229H46V228H44V226L45 225H43L42 224V226L40 225V224H37V225H35ZM87 226V225H86ZM86 226H84V228L86 227ZM234 226V227H233ZM19 227H21V225L19 226ZM38 227L40 228V229H38ZM43 227V228H42ZM264 227V226H263ZM17 228H18V226H17ZM92 228V229H91ZM250 228V230H252V231H248V229ZM252 228V229H251ZM11 229V230H12ZM46 229V230H45ZM86 229V228H85ZM88 229V231H86L84 234L85 235H87V234H90L92 231H93V229H94V226H90V227H88L87 228ZM226 229V230H225ZM254 229V230H253ZM263 229V228H262ZM6 230V231H5ZM42 230V231H41ZM48 230V231H47ZM91 230V231H90ZM193 230V231H192ZM21 231H25V232H21ZM41 231V232H40ZM60 231H61V229H60ZM137 231V232H138ZM197 231V232H196ZM263 232H264V229L262 230ZM4 232V233H3ZM12 232H13V230H12ZM44 232H45V234H44ZM47 232V233H46ZM59 232V231H58ZM152 232V233H151ZM210 232V233H209ZM262 232V233H263ZM25 233V234H24ZM60 233V232H59ZM200 233V234H199ZM214 233H215V235H214ZM4 234V235H3ZM16 234V235H15ZM24 234V235H23ZM51 234H53L52 236H50ZM184 234V235H183ZM189 234H192V236L191 235H189ZM209 234V235H208ZM249 234V235H248ZM251 234V235H250ZM264 234V233H263ZM46 237H45V236ZM54 235H56V237L54 236ZM0 236V242L2 243L3 241H4V239H6V237H1ZM40 236V237H39ZM49 236V237H48ZM62 236V235H61ZM189 236H191V237H189ZM210 236V237H209ZM20 237V238H21ZM25 237V238H26ZM48 237V238H47ZM53 237V238H52ZM188 238V239H186V238ZM31 238V239H30ZM185 238V239H184ZM217 238V239H216ZM219 238H221L222 240H220ZM224 238V237H223ZM2 239V240H1ZM36 239V240H35ZM52 239H55V241L53 240V241H51ZM60 239H63V240H60ZM201 239V240H200ZM216 239V240H215ZM46 240V241H45ZM48 240V241H47ZM64 240L66 241V242H64ZM184 240V241H183ZM200 240V241H199ZM218 240V241H217ZM17 241H14L13 243H14V245H12V243H10L11 245H8V250H10L11 249V247L12 248H14V249H17V246H16V248L14 247L15 246V244L16 245H18V243H19V241L17 242ZM57 241V242H56ZM59 241H61V242H59ZM15 242H17V243H15ZM42 242H44V243H42ZM50 242V243H49ZM0 243V244H1ZM4 243H5V241L2 243V245H4ZM61 243H64V244H61ZM262 243V244H261ZM6 244V243H5ZM36 244V245H35ZM257 244V243H256ZM254 245V246H251L250 247V249H252V252H260L261 253V251H262V254H263V252H264V241H261V242H258V244H260V245ZM2 245H0V246H2ZM11 246V247H10ZM224 248H223V247ZM226 246V245H225ZM40 247V248H39ZM63 247V248H62ZM254 249H253V248ZM62 248V249H61ZM159 248V247H158ZM13 249V250H14ZM31 249H29L28 250V252H26V255L27 256H25V255H22L23 256V258H24V256L25 257H27V259H26V261L30 258V257H32L31 256V254L33 255V252H32V250ZM220 249H222L221 251H220ZM226 249V250H225ZM7 250V251H8ZM228 250H227V252H228ZM231 250V249H230ZM229 250V251H230ZM249 250V249H248ZM259 250H261V251H259ZM12 251V250H11ZM212 251V250H211ZM219 251V252H218ZM222 251H225V252H222ZM251 251V250H250ZM14 252H16V251H14ZM18 252V251H17ZM221 252V253H220ZM249 252V251H248ZM250 253V254H243V255H241V254H235V256H233V260H235V259H237V260H235V261H240L241 262V259H242V261H243V259L244 258H249V259H247L246 258V260H249V261H246V262H248V264H253V263H255V261H257V262H260V261H262V263L260 262V264H263V262H264V258H261V259H263V260H261V259H258V260H256L255 258H252L253 256H252V254L253 253ZM28 253V254H27ZM30 254V255H29ZM245 255V256H244ZM249 255V256H248ZM29 256V257H28ZM71 256V257H70ZM69 256V254H68V257H67V261L64 259L63 261H61V262H59L57 259H55V258H52V260L48 263V264H50V263H52V264H55V263H57L58 262V264H73V261H74V263H75V259H74V257H73V255H70ZM242 256V257H241ZM70 257V259L71 260H68V258ZM224 257L226 258L227 257V259H224ZM239 257V258H238ZM171 258L173 259V257H172V255L169 253H167V254H164V256H163V258H162V261H163V263L164 264H166V263H168L170 260H171ZM214 258V257H213ZM12 259V258H11ZM14 260H16L15 258H13ZM74 259V260H73ZM229 259V260H228ZM240 259V260H239ZM253 259H255V261L253 260ZM57 260V261H56ZM226 260V261H225ZM245 260V259H244ZM17 261V260H16ZM19 261V260H18ZM29 261V260H28ZM64 261H66V263L64 262ZM71 261V262H70ZM251 261V262H250ZM254 261V262H253ZM62 262H64V263H62ZM227 262V263H228ZM240 262H238V264H242V263H240ZM15 263V262H14ZM20 264V262H17V264ZM16 264V263H15ZM244 264H247V263H244ZM255 264H257V263H255ZM259 264V263H258Z\"/></svg>",
    "mask_w": 264,
    "mask_h": 264
}]
</instances>
